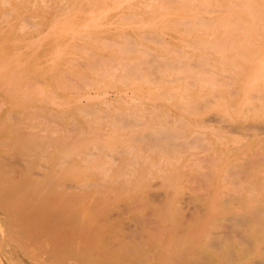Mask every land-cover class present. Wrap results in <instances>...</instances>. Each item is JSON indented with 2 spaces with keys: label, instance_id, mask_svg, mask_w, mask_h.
<instances>
[{
  "label": "bare ground",
  "instance_id": "bare-ground-1",
  "mask_svg": "<svg viewBox=\"0 0 264 264\" xmlns=\"http://www.w3.org/2000/svg\"><path fill=\"white\" fill-rule=\"evenodd\" d=\"M10 1H16V2H19L21 4H26V5H28V7L30 6L32 8L37 7V6H39L40 8H49V7H55L56 5L57 6H65V5L66 6H73L75 4H79V5L80 4H82V5H93L95 7H98L99 9H103L104 11H105V9H112V8L113 9L114 8H117L118 9L120 7H132V6H135L136 7L137 6V7L141 8L140 10H142V8L145 9L144 11L146 13L144 14V12H143V16L146 15V14L149 15L147 12L151 9V10H153V13H156V10L165 12V14H162L161 15L162 16V19H164V20H169L170 18H173V19H176L178 21H182V24H184V23L185 24L195 23V25L198 22L199 23H202L203 22L204 24L202 23V25H204V26H202L199 23L198 24L201 25L202 27L206 28V31H207V29L209 30V28L211 29V27H212V29H216V33H217L219 31V30H217L218 29L217 26H222V25L225 24L226 26L228 25V27H226L225 30L223 29V31L226 32L228 29H230V27L232 29L235 28L234 31H236V32H230L232 34H229L228 31H231L232 30V29H230V30L227 31V34L234 35L233 33H236L237 34L236 37L240 35V32H242L241 34H245L244 32H246V31L242 28V25H239V26L244 31H241V30L237 31L238 29H241V28L239 26L237 27V25H235V24H239V23H242V24H245V25L246 24H249L250 27L253 28V30H254V27H255V30L256 31L255 30L254 31L251 30L252 28H250V27L249 28L246 27L247 28L246 30L249 29L248 30L249 32H246L245 35L247 37H250L251 35H254L255 34L254 35V37H255L258 34L259 36L256 37V42H258L257 41L258 37L261 38L260 36H263L262 39H264V0H0V7H3L5 5H7ZM78 7H80V6H78ZM13 9L15 11V8H13ZM60 10H62V9H60ZM92 11H94V8L92 9ZM92 11H90V12H92ZM17 12H19V10H17ZM63 12H64V10H63ZM71 12L72 11L70 10L69 13H71ZM88 12L85 11L86 14ZM94 12H97V11H94ZM72 13L74 14L75 11H73ZM97 13H99V12H97ZM149 13H150V11H149ZM9 15H12V14H9ZM59 15H60V13H59ZM88 15H91V14H88ZM19 16H20V14H19ZM125 16H126V14L123 15V17H125ZM130 16H132L131 17L132 18L131 20L133 21L134 14H132ZM130 16L128 15V17H126L125 19L129 18ZM135 16H136V14H135ZM141 16H142V14H141ZM141 16H140V18H141ZM85 18H87V17H85ZM102 18L103 17H101V20H102ZM117 18H118V16H117ZM137 18H136V20H137ZM143 18H146V17H143ZM153 18L154 17H152V19ZM123 19H121L119 22H121ZM155 19L157 20V18H155ZM159 19L160 18H158V20ZM1 20H0V24L1 23L3 24V22ZM84 20L87 21V19H84ZM89 20L90 19L88 17V21ZM128 20H130V18ZM146 20H147V18L145 19V21ZM148 20H149V18H148ZM156 20H155V22H158ZM3 21H5V23H6V20H3ZM65 21L63 20L61 22V23H64L62 25H65V23L66 22H69L70 20H68L66 22ZM123 21H122V23H123ZM143 21H144V19H143ZM186 21H188V22H186ZM53 22L55 23V21H53ZM57 22H60V20H57ZM140 22H141V19H140ZM148 22H151V25H153L155 23L152 20L151 21H148ZM152 22H153V24H152ZM207 22H209V23L212 22L211 25H208L209 27H207V24H208ZM70 23H72V22H69V24ZM90 23H92V22H90ZM109 23H110V21H109ZM179 23H177V24H179ZM218 23H220V24H218ZM32 24H34V23H32ZM69 24H66L68 26H66V25L65 26L66 27H69ZM155 24H158V25H161L162 24L161 26H163V20H161L160 22L155 23ZM185 24H184V26H186ZM198 24H197V26H195V25L192 24V26L198 27ZM34 25H38V24H34ZM57 25H60V23H57ZM71 25H74V24H71ZM81 25H83V24H81ZM114 25H116V24L114 23ZM114 25H110V27L111 26H114ZM132 25H135V24L132 23ZM143 25H141V26L143 27ZM233 25H234V27H232ZM55 26L56 25H54V26L51 25L52 28L55 27ZM86 26H91V25L86 24ZM99 26H101L100 28H103L104 27L103 25H99ZM137 26L140 27V24L138 23ZM164 26H166L165 29L166 28H169V27H167L168 26L167 24H165ZM215 26H216V28H213ZM194 27H190L189 28V26L187 25V27H185V28H187V29L189 28L190 29V32H191V29L194 28ZM11 28H13V27H11ZM23 28L25 30V27L24 26L22 27V29ZM56 28H58V27H56ZM148 28H147V30H148ZM154 28H156V27H154ZM154 28H153V30H154ZM161 28L158 29V30H161ZM22 29H20V30L22 31ZM49 29H50V27H49ZM67 29H68V31L71 30V31L74 32V30H72V28H70V27L67 28ZM98 29H99V27H98ZM128 29H130V27ZM149 29H151V28H149ZM196 29H199V28H196ZM55 30L56 31L57 30L59 31L60 28L55 29ZM120 30L121 29H119L118 31H120ZM139 30H141V29H139ZM200 30H198V31H200ZM2 31H3V29H2ZM52 31H54V30H52ZM61 31L62 30H60V32ZM122 31H124V29ZM202 31H204V30L202 29ZM161 32H163V31H161ZM237 32L239 33V35H238ZM61 33H63V32H61ZM67 33L68 32H66L65 34H67ZM175 33H177V32H175ZM207 33H208V31H207ZM212 33H213V31H212ZM149 34L150 35H153V36L156 35V36L152 37V39H151V37H149L150 36ZM149 34L147 32V35H145V36L143 35L144 38L146 36H148V38H150V39H148L146 37V39H147L146 42L149 41V43H150V42H152L151 40H156L157 42L159 41V42L162 43L161 46L162 45L164 46V44H166V43H164L161 40V36H160V40H159V39H157V36L159 37V35L152 34V32H149ZM220 34H222V33H220ZM44 35H46V34L43 33V36ZM55 35H58V34H55ZM68 35H71V34L68 33ZM82 35H83L82 32H80V36L81 37H85V36H82ZM160 35H161V33H160ZM162 35L164 36L165 34H162ZM211 35H212L211 36L212 38L214 36V37H217V40H219L218 39V36H215L214 33L211 34ZM225 35H226V33H225ZM225 35L222 34L221 35L222 37H220L221 38L220 40H222L223 36H225ZM229 35H226L227 37H225V38H227V39L230 38ZM43 36H42V39L43 38L46 39V36H44V37ZM48 36H51V35L49 34ZM75 36H73L72 38H74ZM78 36H79V34H78ZM88 36H90V35H87V37ZM127 36H130L131 37V35H127ZM188 36H191V35H188ZM202 36H200V37H202ZM206 36L208 37V34ZM22 37H24V36H22ZM87 37H85V38H87ZM168 37L171 39L170 36H168ZM187 37H185V38H187ZM203 37H205V34H204ZM231 37L232 38H230V39H228L226 41H228V42L231 43L230 40L234 38L232 41L235 40L234 42H236L235 36H231ZM239 37H241V38H239ZM239 37H237V38H239L238 40L241 41L243 35L242 36H239ZM245 37L243 39H245ZM254 37H253V39H254ZM47 38L49 39V37H47ZM122 38H124V37H122ZM126 38H124V39H126L125 41H127L128 43L127 42H125V43H127L128 45H123V43L121 42L122 43V45L120 44L121 46L118 44V42L116 40H115L116 42L115 41L110 42L109 41L110 39H108V41H107L106 38H105V40H103L101 38V40H103L101 42H103L104 44H106V45H103L102 49H104V51H106L105 49L107 48V46H108V48H111L112 45L115 46L117 44V45H119V49H123L122 50V53L120 55H122L125 52L126 53L125 55L128 54L127 55L128 57H130L129 54L131 52H132L131 54L135 53V49L136 48L134 49V46H133L135 44L138 47L140 46V48H142V47L147 48L146 49V52H144L145 51L144 48H143L144 50L143 49L141 50L139 48L141 51L139 49H137L136 50L137 53L139 54V52H140L139 56L142 54L141 52H144V54H146L147 51H150L151 53L149 55H151L152 52H154L155 49H157V48H155L154 51H152L147 46H142L141 47L142 44L139 42L140 44L138 45V43H136V41H135V43L133 42L134 43L133 45H129V44H132L131 43L132 41L130 42L129 40H132L133 37H132V39H130L129 37H126ZM189 38H191V37H189ZM194 38H196V36ZM206 38H204V39L207 42L208 41V38L207 39ZM212 38H210V39L216 42V38H214V39H212ZM37 39H39V38H37ZM118 39H120V38H118ZM138 39H140V38H138ZM172 39H174V38H172ZM196 39H193V40H196ZM204 39H202V40L204 41ZM248 39H247L246 42H249L250 43V41L252 39H250V40H248ZM262 39H259V40H262ZM17 40H18L19 43L21 42V41H19V39H17ZM27 40H30V39H27ZM31 40H33V39H31ZM167 40H169V39H167ZM220 40H219V42H220ZM224 40L225 39L223 38L222 41H224ZM104 41H107V42L105 43ZM165 41H166V39H165ZM183 41H184V39L182 40V42ZM1 42H3V41H1ZM10 42H12V40ZM18 42L17 41H15V42L13 41L12 43L14 45H16V44H18ZM23 42H25V41H23ZM36 42H39V44H40V41H36ZM36 42L33 43V44H36ZM109 42L111 43V45L110 44L107 45ZM254 42L255 41H253V43L250 44V45L252 46L254 44ZM12 43H10V44H12ZM29 43L32 44L31 41ZM98 43H97V45H99ZM239 43L240 42H238V44ZM33 44H32V47H34ZM39 44H38V48L37 49H39ZM66 44H68V43H66ZM189 44L190 43H188L186 47L189 46V48H190L192 46V45L190 46ZM212 44L213 45L210 44L211 45L210 47L207 46L208 45L207 43H205V45L203 44V46H205V48L207 47L206 49L202 48V50H204L203 54L206 52V50L208 48L210 50L209 51L210 53H211V51H213L212 53H214V52H217V50H220L221 49L222 52L224 51V54H226L227 52H230V51L231 52L233 51L232 54H234V51H237L238 50V49L236 50V48L238 46L237 47L235 46L236 48L233 49L234 46L231 47V45H230V47H231L232 50H229L230 49V47H229V48H227L229 51H226V48L223 49L219 45H214V43H212ZM259 44L260 43H258V45ZM14 45H12V46L14 47ZM179 45H180V43H179ZM193 45H195V42H194ZM242 45H244V43ZM254 45H257V43H255ZM169 46H170V44H169ZM169 46L167 45L166 47H169ZM197 46H200V45H197ZM197 46H192V47H194L193 49H195L197 51H198V49L201 50V48H199ZM26 47H25V49H26ZM63 47H66V46H63ZM79 47H81V46H78V48ZM82 47H81V49H82ZM115 47H118V46H115ZM166 47H165L164 50H166L168 52V49L169 48H172L173 46H170L167 49H166ZM241 47L242 46H240V48ZM247 47H249V45L246 46V48ZM252 47H249V48H252ZM256 47L258 48V46H255V48ZM261 47H260V49H261ZM83 48H84L83 49V52H86L87 50L84 51L85 50V47H83ZM131 48H132V50H131ZM214 48L217 49V50L214 51L215 50ZM257 48H256V50H257ZM93 49H96V48H93ZM124 49L127 50V51H125ZM159 49L161 50V48H159ZM182 49L185 50L184 45H183V48ZM91 50L92 49L90 48V50H88L86 53L88 55L91 54L92 56H96L94 54L95 52L91 53L93 51V50L92 51ZM169 50H172V49H169ZM177 50H179V49L175 48L172 52H176L178 54L180 53L182 55L183 50L180 49L179 52H177ZM186 50H187V48H186ZM8 51H9V49H8ZM12 51H14V50H12ZM89 51H91V52H89ZM101 51H103V50H101ZM117 51H118L117 49H116V51H115V49H113V53L114 52L116 53ZM181 51H182V53H181ZM248 51L250 52L251 50H248ZM261 51H262V49H261ZM57 52L60 55V53L63 52V51H57ZM111 52H112V50H111ZM167 52H164V53L167 54ZM249 52H247L248 54L246 53L248 55V57L247 56H244V59L246 61H247V58H249V59L251 58L252 59L251 56L249 57V55L251 53V52L250 53ZM20 53H21V51H20ZM113 53H112V55H113ZM115 53H114V56L116 57L115 60H112V58L109 59L110 57L108 58V56L103 55L104 53H102L101 55H99L100 57L99 56H96V58L98 60L97 62L91 61L90 64H88L89 62L88 63L85 62V63H86V65L88 64L90 66V67L88 66V68H93V69L90 70L92 73L95 72V70H96L95 68L96 67H99V68L101 67L100 70L97 69L96 72L98 73L99 76H101V78L104 77V79L102 81H104L105 78H108V80H109L110 77H111L112 78L111 80L113 82H115L114 81V78H116V71H118L119 68H118V65L116 66V64H114V62L116 60H118L119 63L117 61V64H119V67L123 69L122 66H124V63L125 62L127 64V60H129L128 58L126 60L122 59L125 62L121 66L120 65L121 63L120 62H122V61H120L121 60V57H118V53L119 52L116 53V54ZM156 53H157V51L155 52V54ZM200 53L202 54V51ZM236 53H238V56L237 57L235 56V58H239V56H240L239 53L240 52H236ZM58 54H55V55L58 56ZM194 54L195 53H193V55ZM215 54H218V53H215ZM215 54H214V56H215ZM18 55H21V54H17V57H18ZM55 55H52V56H55ZM66 55H68V54H66ZM157 55H158V57H161V56H159V54H157ZM157 55L156 56L154 55V56L157 57ZM161 55H163V54L161 53ZM172 55H174V54H172ZM175 55H177V54H175ZM185 55H187L185 57V58H187L186 61L189 60L188 59L189 53H186ZM185 55H183V56H185ZM193 55H192V57H193ZM241 55H244V54L241 53ZM259 55H260V53H259ZM12 56H14V55H12ZM73 56H75V55H73ZM114 56H113V59H114ZM127 56H125V57H127ZM143 56L144 55L142 54L141 57L136 56V58L138 60V59H141ZM254 56H256L255 58H257L258 57V53L255 54ZM29 57H27V58H29ZM58 57L60 59V56H58ZM76 57H78V56L76 55ZM226 57L227 56L225 55V57H223V58H226ZM228 57H227L228 60H226V61H222L221 59H219V60H221V61H218L220 63V65H222L223 67L224 66L227 67L226 64L224 65L223 63H225L227 61H230L229 64H231V66H232V63L235 61V59H234L233 55H231V57H233L232 59H234V61L232 59H229ZM259 57H261V56H259ZM14 58H15V56H14ZM31 58H32V55H31ZM211 58H212V60H209V59H206V58H203V59L209 60L210 61L209 63L206 62V61H204V62H206L208 65H210L211 61H214V63H215L214 57L212 56ZM261 58H259L260 60H258V63L255 62L256 63L255 69L253 68L252 70H243L247 65L248 66L250 65V60L249 59H248L249 61H247L248 63L245 62V65L246 66L244 64H241V65H243V67H241V65L240 66L238 65L237 67H239V68L241 67V68H240V71L237 70V69H233V70L237 71V73L235 75L233 73L234 72L233 70H232L233 72L232 71H228L231 68L229 66L230 68H228L227 71L230 72V73L231 72L233 73V74L231 73L232 74V77H230L229 75L226 76L225 75L226 74L225 73L226 71H223V69L221 68L222 71H223V75H225V77H230L231 78V80L229 81V83L227 84V86H225L226 83L224 81H221L220 82V80H219L220 77H215L217 75L223 76V75H221L222 74V71H220L221 74H219L216 71L218 68L216 67V65H214V63L212 64L213 66L212 65H210V66L212 68H215V69L209 68V66L207 65L208 67H205V68H209L210 69V70L209 69H207V70H209V73H213V74H211L212 76L210 74H207V71H204V70H202V71L205 72L207 75H209L210 76L209 78H211V79L214 78V77L217 78V79L219 78L218 80L217 79H214V80H217V81H215L216 83H221V86H219L221 88V90H218L219 87L217 88V85H215L216 87L213 85L214 84L213 83L214 81L212 82V80H210L209 78H206V79H209L210 80V81H207L203 77L206 80V82H209L208 83V86H207V83L205 84V86L207 88V91L209 90L208 88L211 85H212L211 86L212 88L215 87V88H213V90H215V91H213L212 88H211L212 92L211 93L208 92L210 94L207 95V96H205L206 93L203 94L205 91L202 90L203 87H204V85H203V87H202L201 90H202V95L205 96V97H201L200 100L197 99L198 101L196 100L195 102H193L194 99H192L189 95L186 96V97H188V98L190 97L192 100H190V98H189V100H187L185 98V96L183 97V96L180 95L182 98L185 99V100L183 99L184 102L187 100V102H185V103L188 104V101H189L190 105H188V107H190V109L192 111H190L189 108H187L188 111H190L192 114H193V112H196V114L198 113L199 115H201V114L204 115L203 117L201 115V117L198 118L197 123L195 121L196 125L193 123L194 126L193 127H192V125H190V126L193 129L195 127V130L196 131L194 132V130H193L192 133H195L194 135H196V138L198 136H200V135L202 136L201 138H203L200 141L197 139L198 140V144L197 145L202 146V147H199L198 152L195 153V154H193V156H194L193 158L196 160L195 161L196 163L195 162H192V164L193 165L195 164V166L198 165V164H201L202 165L201 166L202 168H203L204 165L205 166L207 165L208 166L207 168H209V172L207 174L208 177H205L204 173H202L203 175L200 174L201 172H199V175H198V173L196 175V179H197L196 181H198V180L200 181V179L202 180V178H203L202 182L205 180L204 181L205 182V186H204L205 189L201 186L202 189L200 190V192H202V190L204 189L205 190V192H204L205 193V196L207 198H209L210 200H213V202H211V203H213V207H210L209 214H205L206 208H205L204 212H195L194 210L186 207L185 204L187 202V198L188 197L183 196L184 194L181 195V191H182V188H183L182 187V183H183L182 180L184 178V175L181 174V172H182L181 171V168H183V169L184 168H187L188 167L187 166L188 163L186 165L185 164H182V165L175 164V161H177L176 160V155H175V152H172L171 149L173 147H171L170 144L168 145V147L167 146L163 147L164 150H162V148H160L163 151V153H162L163 155L161 157H159V159H155L154 157L152 159L151 158V155H152L151 152H153V154H154L156 152V149L155 148H157L156 146H153L154 148L151 147V145H153V143L151 145H150V143H148L149 146H146V145H142L141 143L140 144L133 143L132 142L133 140L130 141L131 139L129 141L123 140L125 142H122V141L115 142L114 140L116 139V137L115 136H114L115 138L112 137V135H110L109 132L105 129L104 131L105 132L107 131L108 133L107 132L106 133L109 136H111L110 139L111 138L114 139V140H109V138H107V136H106V133L102 132L101 129H100V127L97 128V126L100 125L101 122L98 123V124H96V123L99 121V119H100V121L103 120L101 117L99 119H96L98 121H95L96 122L95 123V125H96L95 130H97V134L94 135V132H91L94 135V138L91 139V140H88V139H86L87 138V135H83L80 132L82 130H83L82 132H85L83 128H82V130L79 129V131L78 130H75V128H73L74 131L72 130L71 133H70V131L69 132L68 131L67 132L64 131V129L62 127L63 124L61 123V121H63L62 119H64V117L63 116H59V113H56L55 110H54L55 112L52 110V112H54L55 114H58L59 117H62V119H61V118H59L58 116L55 115V117H57L58 119H61L59 121L61 123V129H63V131L61 133H57V135L60 137L59 138V141L60 142H59V147H58L59 148L58 149L59 150L58 153L60 152L59 153L60 156H58V159L57 160H58V165L60 166L59 168L62 169V170H64L65 171V174L62 173V175H61L59 173L61 175V177L58 178L59 175H58V177H56V179H60L59 180V183H57L58 182L57 180H56V182H55V180L53 182L51 180V178H48V177L45 178L43 176L44 175L43 174L44 173V171H43V167L44 166L43 165H45V163H43V162H42L43 163L42 165L40 164L42 166L41 167L42 169H40V165H39V167H37L39 171H36L35 170V173L34 172L32 173V171L30 169H32L33 166H34V165H32V160L35 159L34 156L37 159L45 158V156H44L45 155V152H44L45 149L47 148L46 151H48V149L52 146L51 143H50V139L51 138L49 136H48L49 139L46 138L47 136L44 137L45 135L43 133H45V131H50V132L53 131L52 132L53 134L54 133L56 134V132H59L58 131L59 129H57L58 128L57 125H56L57 128H55V127L52 128V126L50 125V123H48V121H51V120H49V118L46 119V122L45 123H44L45 120L42 121V122L40 121V120H43L46 117H48V116H45V115L41 116L42 115L41 113H39L41 115H38L37 114V111L40 110L41 108L38 109V110L34 108L36 110V114H34V116L38 115L39 116V119L42 118V117H43V119H40V120L39 119H36L35 120V119H31L30 118V120H35V121L39 120L41 123L47 124L46 127H45L47 130L45 129V131H44L42 129V125L43 124L38 123V124H41V129L44 132L43 131H40V128L37 129V132H38V130L41 133L43 132L42 135H44V136H40V135L38 136L37 135L38 138L37 137L30 136L29 134L34 133L36 128L33 130L32 128L29 127L30 124L27 123L28 124V127L30 129H32V131H30V129L25 125V127L28 128V130H27L28 131V134L27 135L30 136V137H28L29 140L27 138V142H24V140H23L24 139V137H23L24 135L22 136V134H20V133H22L21 131H20V133H19V131H17L15 134H17L16 136H18L20 134L21 137H23V139L19 135L17 137V140H16L15 139L16 136H14V139L16 140V142L18 140H20L19 143L17 142V145H16V142L12 141L13 138L12 139L11 138H9V139L3 138L4 141L11 139V141L15 143V144H13L11 142L13 144L12 145L13 147H15V146L16 147L17 146L21 147L22 149H18L20 151L18 153L19 154L21 153V155H23V158L25 157V159L28 162V164L29 165H32V167H28V168H30L29 171H26L25 172V170H26L25 168H24V170H22L23 169L22 167L24 166V164H22L21 162H20V164L18 163L19 166L22 168V169H20V167H18L19 170H22L23 171V172H21L23 175L21 174L20 177L19 176L17 177L15 175H13L14 173L12 174V172H9L8 175L6 174V171L3 172V174L5 173L6 175H4V177L2 176L0 178V199H2L4 196H6V198L12 197L13 199L16 200V199H19L20 196L26 195L27 193H31V194L34 193L35 195H40V194H44V193L47 194V191L49 189H51L50 188L51 184L52 183L53 184L54 183L55 184L57 183L56 184L57 185L56 187H57V190L58 191L57 190H54V193L56 191V193H58V196L56 197V195L53 194L59 200V203L56 202V201L54 202L55 204H57L56 212H55L54 208H53L54 211L52 210V208H50L51 206L54 205L53 203H52L53 205L50 203L51 202V200H50L51 198L48 199V200L46 199V203H48L47 201L50 200L49 203L51 204V205L50 204H47V205L50 206V207L47 206L48 209H46L47 208L46 206H45L46 208L44 206L41 207V204L39 202H37L36 203V206L34 208L31 206L33 208L32 209V211L34 212L33 213L30 210V207L28 206L29 207L28 208L26 206L27 207L26 208L27 209V215L31 211L35 215H33L32 213H30V217H32V216L35 217L36 216L38 219H41L42 223H45L46 224L45 227H49V228L51 227L53 230H51L49 228H47V229H49L51 232H54V231L57 232L56 236L58 235V237H56V239H55V237L49 236L50 233L45 229L49 233V235L46 233L47 236H48V238L49 237L50 238H54L55 241L58 239L56 242L59 243V247L56 248L55 246H51L50 245L51 248L53 247L54 249L56 248L58 250V252L56 251L57 253L55 252L58 255H54L55 257L57 256V258L54 259V257L52 256L53 257L52 259H54V260H51V262L54 261L53 262L54 264H264V58L263 59H261ZM79 59H82V58H79ZM133 59L131 58V60H129V62L131 61L130 65H126L125 64L124 69H126L127 66H129L130 68H132L131 66H133V65H131V64H134L132 62H135V65H137L136 62H141L143 58L141 60H138V61L137 60L135 61V58H133ZM240 59H242V57ZM244 59L242 61H245ZM1 60L2 59H0V61ZM161 60H162V58H161ZM174 60H172V62H174ZM10 61H9V63H6V65L7 64L10 65L11 64ZM79 61H81V60H79ZM165 61L167 62V60H165ZM170 61H171V59H170ZM181 61H183V60H181ZM3 62H4V59H3ZM16 62H17V60H16ZM20 62L21 61H19L17 63L14 62V64H16V68L18 67V64ZM37 62H38V60H37ZM53 62H54V59H53ZM221 62H223V63H221ZM240 62H238V60H237V63H240ZM24 63H26V62L24 61ZM82 63H84V62H82ZM177 63H179V62H177ZM197 63H199V62L197 61ZM202 63L201 64H197V66L198 65H201L200 68L198 67L199 69H201L202 66L204 67V64L202 65ZM241 63H243V62H241ZM21 64H22V62L19 64V66ZM23 64H22V66H24ZM92 64H93V66L95 65L96 67L95 66L93 67ZM151 64L152 63L150 62L149 65H151ZM174 64L176 65V63H173V65ZM181 64L182 65L183 64L185 65V63H183V62ZM4 65H5V62H4ZM4 65L3 64L1 65V62H0V67H2ZM37 65H36V69L38 68ZM139 65L141 66L140 63H139ZM139 65H137V68H139ZM154 65H156V64L154 63L152 65V67H154ZM27 66H29V65H27ZM38 66H40V65H38ZM79 66L80 65H78V67ZM162 66H159V67H162ZM177 66H179V65H177ZM186 66H188L187 68L189 69V70H187V72L189 71L192 74L195 73V72H197V71H199V69L196 68V66H193V65L191 66V65L188 64V65H185V67L184 66L183 67L185 69H187ZM250 66H252V65H250ZM33 67H35V66H33ZM129 67H127V69L128 70H131V69H129ZM234 67L236 68V64H234ZM4 68H5V70H4ZM4 68H3L4 72H7L8 71L7 73H9L10 71H12V70H9V69L6 70V66ZM7 68H9V67H7ZM54 68L56 69L57 67H54ZM85 68H87V67H84V72H86L85 71L86 70ZM141 68H144V67L142 66V67L139 68L140 71H143V69H141ZM172 68H175V67H172ZM190 68H191V71H190ZM13 69H14V67H13ZM55 69H53V70H55ZM124 69H123V72H124ZM148 69H150V68H148ZM1 70L2 69L0 68V72H1L0 75L2 74L1 76H4V74L2 73L3 70L2 71ZM15 70H17L18 73H19L18 75H20L19 70L18 69H15ZM26 70H27V68H26ZM37 70H35V71H37ZM40 70H42V67H41ZM87 70H89V69H87ZM150 70H152V69H150ZM193 70H195V71H193ZM212 70H215L214 71L215 74H214V72ZM31 71L32 70H30V72ZM39 71H37V72H39ZM132 71L133 70H131V72H130L131 74L130 73L128 74V78L124 77L125 78L124 79L123 78V75L120 77V78H123V81H125L123 85H125L126 82H128L129 80H131L133 78L130 75L133 76V74H138V72H139V74H142L143 73V72H140L138 70H137L138 72H136V73L135 72L132 73ZM202 71L200 70L199 73H201ZM32 72H34V71H32ZM37 72H34V73H36V75H37ZM148 72H150V71H148ZM189 72L186 73V70H184V73L185 74L192 75ZM10 73L12 74V72H10ZM41 73H39V74L41 75ZM92 73H89V74H92ZM21 74H23V73L21 72ZM26 74L28 76H30L28 73H26ZM26 74L24 72V75H26ZM206 74L204 76H206ZM15 75L17 77L16 72H15ZM15 75H13V76H15ZM44 75H41V76H44ZM124 75L126 76V74H124ZM178 75L179 74H176L175 76H177V78H178L179 77ZM213 75H215V76L213 77ZM244 75H245V79H242V77L244 78ZM21 76H23V75H21ZM39 76H37V78H39ZM52 76L54 77V79H56L55 78V73ZM144 76L145 75H143V78L142 79H141L142 76H140V75L138 77L137 76H134V77H137V79L140 78V80L138 79L137 81H141L142 80L141 82H143V79H145ZM6 77L4 79H6ZM10 77H11V75L8 77V79H10ZM31 77H33V76H30V78ZM67 77H68V75H67ZM154 77H156V76L154 75ZM172 77H174V76H172ZM23 78L26 79L27 77H23ZM62 78H63V76H62ZM62 78H60V79H62ZM97 78H99V77L97 76ZM120 78H118V79L120 80ZM177 78H176V80L180 79V77L178 79ZM191 78H193V77H191ZM195 78H200V76H195ZM195 78H194V80H191V81H195V82H191V81L187 80L188 81L187 82L188 84L185 83V87L187 88L188 86H190V84H192L194 86V83H196L198 85L199 84L198 82H201L202 84L205 83V80L202 77L200 78L201 81L200 80H195ZM223 78H224V76H223ZM2 79H3V77H2ZM11 79H13V78H11ZM31 79L32 80H35L34 78H31ZM39 79H38V81H39ZM82 79H84V78H82ZM85 79L87 80V77H85ZM174 79H172L171 81H173ZM28 80L29 79H26L25 80V82H24V83H26L25 85L28 84L27 83ZM67 80H68V78H67ZM86 80H85L86 83L93 84V82H94V81H92L93 79L92 80L90 79L91 82H87ZM90 80H88V81H90ZM95 80L96 81L94 82V84L97 85V86L98 85L100 86V84L102 83V81L99 80L97 82V79H95ZM116 80H117V78H116ZM146 80H144V81H146ZM155 80H156V78H155ZM223 80H225V79H223ZM15 81H16V79H15ZM30 81H29V83H30ZM120 81H122V79ZM183 81H184V79H183ZM196 81H198V82H196ZM225 81H227V79ZM1 82H4V86H5V82L6 81L3 80ZM1 82H0V86H1ZM7 82H9V80H7ZM35 82L38 83L36 80L34 81V83ZM133 82H134V80H133ZM133 82H132V84L135 83V82L134 83ZM146 82L148 83V81H146ZM184 82H186V80ZM189 82H191V83H189ZM210 82L213 83V84H210ZM223 82L225 83L224 86L222 85ZM14 83H15L14 86H16V82H14ZM43 83L46 84L45 82H43ZM68 83H70V82H68ZM118 83H119V81H118ZM121 83L122 82H120V84ZM176 83L178 84V82H176ZM180 83H182V82H180ZM21 84H22V82H21ZM103 84H104V87L107 86L106 85L107 83H103ZM202 84H199V85L202 86ZM33 85H31V86H33ZM70 85H72V84L70 83ZM116 85H117V83H116ZM181 85H179V86H181ZM29 86H25L24 89L25 88L26 89H29ZM111 86H112V84H111ZM222 86L225 87L226 89L225 90L224 89L222 90ZM9 87H11V86H9ZM96 87H95V90H98L99 88L96 89ZM112 87H114V86H112ZM0 88H2V87H0ZM14 88H11V89L14 90L15 96L18 98V96H17L18 94H16V91H15ZM19 88L22 89V87H19ZM42 88L43 87H41L40 89L43 90ZM101 88L102 87L100 86V89ZM139 88L141 89V87H139ZM186 88L184 89V91L186 90ZM196 88L198 89V87H196ZM216 88H217V90H216ZM30 89H33V88H30ZM30 89L28 90L29 91L28 93L26 92L27 90L25 91L26 92V95L29 94V93H32V92H30ZM75 89L77 90L78 88H75ZM181 90L182 89H179V91H181ZM37 91L38 90H36L35 92H37ZM151 91H154V89L151 90ZM151 91L149 90V92H151ZM2 92H3V90H2ZM5 92H6V90H5ZM199 92H200V90H199ZM40 93L41 92H39L38 94L40 95ZM54 93H51V94L54 95ZM177 93H178V91H177ZM181 93H183V91H181ZM197 94H199V93L197 92ZM13 95H12V98L15 97ZM21 95L22 96H25L23 94H21ZM41 95H45V94H41ZM156 95H157V93H156ZM125 96H127V95H125ZM133 96H134V94H133ZM158 96H161V95H158ZM55 98H57V97H55ZM79 98H81V97H79ZM139 98H138V100H139ZM141 98H143V97H141ZM198 98H199V96H198ZM48 99H49V97H48ZM62 99L60 98V101H62ZM89 99H93V98L89 97ZM89 99H87V100H89ZM99 99H101V98H99ZM114 99H115V97H114ZM159 99H161V98H159ZM4 100H3V102H5ZM67 100H68V98H67ZM108 100H109V98H108ZM138 100H135L134 99L133 101H136V104H138L137 103ZM23 101H24V99H23ZM124 101L126 102L127 100H124ZM140 101H142V99H140ZM3 102L2 103L0 102V105L3 104ZM54 102H56V100ZM109 103L112 104V103H114V101L112 100V103H111V101L108 102V106H109ZM154 103L156 104V102H154ZM9 104L10 103H8V105ZM16 104H17V101H16ZM49 104H50V102H49ZM65 104H63V105L65 106ZM105 104H107V103L105 102ZM119 104H121V102ZM129 104L130 103L128 102V105ZM136 104H135V108L137 106ZM187 104L184 105V106H187ZM3 106H5V104ZM15 107H16V105H15ZM24 107H25V105H24ZM0 108H1V106H0ZM32 108L33 107H31L30 109L32 110L31 112L33 113L35 110H33ZM44 108H42V109L44 110ZM57 108H59V107H57ZM87 108H88V110L90 109L89 107H87ZM118 108H120V106ZM42 109H41V111H42ZM109 109L107 110L105 108V112L106 113L104 112V110L101 111L102 109L101 110L98 109L99 111L97 110L96 112H99V113L102 112L103 114H106V115H103V117H104V116H107V114L109 115V113H110V112L108 113ZM154 109L155 108H153V110ZM29 110L26 111V116L27 117H28L27 113L28 114L31 113V112H28ZM88 110L86 109V112ZM128 110H129V108H128ZM128 110H126V111L128 112ZM141 110H139L138 112H140ZM155 110H157V109H155ZM64 111L65 110L63 108L62 112H64ZM78 111L79 112H84L81 109L78 110ZM90 111H91V109L88 111V113H90ZM134 111H135V109L133 108L132 109V112H134ZM67 112H69V111H67ZM93 112H95V111H93ZM112 112H114V111H112ZM121 112L119 113V115H120V117H123V116L125 117V118L123 117L124 118V122L127 121V123H129L130 120H132L133 123L136 122V120H137L136 117H135L136 118L135 121L133 119H130L129 120V118L126 117L127 115L125 113L124 114L126 116L123 113H122L123 116H121ZM24 113H21V114H23L25 116ZM42 113L43 114H46L44 111ZM54 113H50V114H54ZM140 113H142V112H140ZM31 114H29V116ZM63 114H66V112H64ZM110 114H112V113H110ZM135 114L136 113L134 112L133 116ZM149 114H151V113H149ZM153 114H154V111H153L152 115ZM185 114H187V113L185 112ZM192 114H190V115H192ZM12 115H14V114H12ZM61 115H62V113H61ZM66 115H65V118L68 117ZM32 116H33V114H32ZM44 116H45V118H44ZM75 116H77V115H75ZM89 116H91V115H89ZM109 116H107V117H109ZM136 116H137V114H136ZM153 116H149V117H153ZM196 116H198V115H196ZM10 117L13 118V121L15 120L14 118H17L16 120L18 122L16 121V123L18 125V123H19L18 117H16V116L13 117V116L9 115L8 121L10 119L12 121V118H10ZM110 117H112V116H110ZM140 117H142V116H140ZM144 117L145 116L142 117V120H144ZM154 117H157V116H154ZM181 117L182 116L179 117L180 120H182ZM52 118L54 119V116ZM71 118H70V120H71ZM104 118H106V117H104ZM109 118L107 119L108 121H109ZM28 119H29V117H28ZM73 119L75 120L74 117H73ZM113 119H116L117 120L119 118H117V116H116V118H113ZM127 119L129 120V122H128ZM74 120H71V121L74 122ZM88 120H89V118H88ZM92 120H95V119H92ZM121 120H120V122H121ZM183 120H186V119H184V117H183ZM11 121H9L8 123H10ZM59 121L57 120L56 122H54V121L53 122L57 124V123H59ZM12 122H11L10 125H12ZM30 122H33V121H30ZM122 122H123V120H122ZM137 122H140L139 124L141 126H142V124H144L143 122H141L139 120ZM146 122H147V119H146ZM75 123H77V122H75ZM89 123L91 124V126L90 125H88V126L92 127L93 126L92 125V122H89ZM123 123L121 124L122 126H124ZM130 123L128 124L130 127L131 126L138 127L136 123H135L136 126L134 124H130ZM188 123H190V122H188ZM14 124H15V122H13V125ZM64 124L66 125V123H64ZM111 124H113V125H111L112 127L114 126L113 129L115 128V130H116V128L118 127V125L120 123L118 125H116V127H115V124H114L113 121H112ZM7 125H9V124H7ZM4 126H6L5 125V122H4ZM4 126H3V129H6V128H4ZM21 126H20V128H23ZM100 126H102V124ZM73 127H74V125H73ZM11 128L12 127H10V126H9V128H7V130L9 131V134H10L9 136L10 137H12V133L9 130ZM15 128H17V127L15 126ZM15 128H14V130H15ZM64 128L67 129L68 127L65 126ZM1 129H2V127H1ZM110 129H111V127H110ZM102 130H103V128H102ZM115 130H114V132H115ZM29 131L31 133H29ZM116 131H118V129ZM12 132H13V129H12ZM40 132H38V133H40ZM156 132L158 133V131H156ZM52 133H50V136L51 137L53 136ZM135 133H136V131H135ZM89 134H90V132H89ZM84 136H86V137H84ZM122 136L123 135L121 134V135H119L117 137H122ZM31 137L32 138H37V139H34V141H31L32 140ZM140 137H142V135ZM172 137L170 136V139ZM18 138H20V139H18ZM53 138L54 139H57L54 136H53ZM21 139L23 140L24 143L23 142L21 143ZM144 139H145V137L143 138V140ZM194 140H196V139H194ZM25 141H26V139H25ZM3 143H6V141L3 142ZM56 143H58V142H56ZM0 144L2 145L1 140H0ZM19 144H21V146ZM47 144L49 146L50 145L51 146L49 147V146H47ZM5 146H3V147H5ZM217 146L219 147L218 149H216ZM8 147H9V145H7V148ZM16 147H15V150H16ZM165 148H167V149H165ZM168 149H170L171 151L170 150L168 151ZM21 150H23V151H21ZM201 151H202V153L204 151L205 153H203V154L204 155H208V156H204L203 154L201 156V154H199V152H201ZM7 152L8 151H6V153ZM6 153L5 154L3 153L4 156H2V154L0 156L2 158H5V160L7 159L6 162H7L8 166L9 165H12V164L14 165V163L12 162L13 160H10V161L8 160V157L10 155L8 154L9 155L8 156ZM19 154H17V155H19ZM169 154L170 155L171 154H174L175 156L171 159V158H169V156H170ZM5 155H7V157ZM17 155H15V157ZM19 157L21 158L22 156L19 155ZM2 158H0V161H3V160H1ZM169 159H171L170 162H169ZM9 162L10 163L12 162V164H10ZM202 163H204V164H202ZM18 164H15V168H16V165H18ZM21 164H22V166H21ZM47 164L48 163H46V165ZM35 165H37V163ZM49 165H51V163ZM54 166H53V169H55ZM205 166H204V168H205ZM0 167H2V166L0 165ZM47 167L46 168L44 167V170L46 169L45 175L47 174V170H48ZM28 168H27V170H28ZM50 168H52V167L50 166ZM2 169H3V167H2ZM13 169H14V167H13ZM34 169L35 168H33V170ZM11 170H12V168H11ZM41 170L43 171L42 174H41ZM55 171H56V169H55ZM17 172H18V170H17ZM192 178H193V176L191 177V179ZM194 184H196V183H193L192 185H194ZM192 185H191V187H192ZM198 185H199V183H198ZM183 186H185V185H183ZM186 187H187V185H186ZM197 187L195 186V188H197ZM189 189H191V188H189ZM48 193H50V192H48ZM46 194H44V195H46ZM197 194H199V193H197ZM202 195H203V192H202ZM41 196H42V199L43 198L45 199V197H46V196L43 197V195H41ZM46 198H48V197H46ZM43 200H40V201H41V203L44 204L45 200H44V202H42ZM152 200H155L156 201V205L152 207L153 212H154L152 214V217L153 218L152 219H147L148 216L151 215L149 213L151 207L149 209V206H150ZM16 203H17V201H16ZM27 204H29V203H27ZM33 204L34 203L32 202V205ZM9 205H10V203H9ZM196 205H198V203ZM14 206L17 207V205H14ZM19 206L21 207L20 204H19ZM22 206H23V204H22ZM144 207H145V209H147V212H148V213H145L146 216L140 217L138 215L139 217L136 216L137 217L136 219H138V220L136 221L134 219V221H136V222H138V221L141 222V220H142L141 225H143L144 227L142 228L141 231H140V229L138 231V230H133L132 228H131V231H130V227H132V225H133V224L131 225V222L130 221H126V223L123 224V226L120 227V228H113L112 227L114 221L117 220V218L123 217L124 215L132 216L133 214H130V212H133L134 210L138 211V210H140L141 208H144ZM18 209L16 208V213H18ZM20 209L19 210L22 212V209H24V208L21 207ZM20 211H19V213H20ZM192 211H194V212H192ZM128 212H129V214H125V213H128ZM39 213H42V214H39ZM17 215H21V214H17ZM0 218H1L0 219L1 221L4 219L2 215L0 216ZM20 218L23 219V217H21V216H20ZM133 218H135V217H133ZM143 218H146V219L144 220ZM18 219H16V220L15 219H12L13 221L15 220L13 222L14 225L15 224L18 225L20 223L23 224L21 222V220L20 219L18 220ZM28 219H29V216H26V219H24V221L25 220H27V221L32 220L31 218H30V220H28ZM33 220H35V218ZM18 221L20 223H17ZM41 221H40V223H41ZM3 222H1L2 224L0 223V264H22L17 259V257L15 255V253L13 252V250L9 247V242H7L8 238L6 240V238L4 236V234L6 235V233H5L6 231L3 230L2 226L7 225V224H6V222H5V224ZM36 222L38 223L39 221H36ZM27 223H29V222H27ZM31 223L34 226L39 225L37 227H40L41 226L39 223L38 224L36 223L37 225L34 224L35 222L34 223L31 222ZM32 224H30V225L32 226ZM13 227H16V226H13ZM37 227H35L36 230L37 229L39 230V228H37ZM4 228H5V226H4ZM6 228L8 229V227H6ZM35 228H33L34 229L33 230L32 227H31V232H32V230L35 232L36 231ZM40 228H42V227H40ZM24 229H26V233L29 235V233H30L29 232L30 231L29 230L30 227H28V230L29 231L25 227H24ZM24 229H23V231H25ZM14 230H16V229L14 228ZM38 230L35 233H38L39 232ZM18 231H20V230H18ZM23 231H20L19 233L22 234L21 232H23ZM56 232H54V233H56ZM26 233H24V235ZM10 234L11 233H9V235ZM51 234L54 235L53 233H51ZM18 235H16V236L18 237ZM28 235H25L24 236L27 240L24 239V237H23V240L24 241L31 242V241L28 240L29 238H27ZM32 235H33V233H32ZM19 236L21 238V235H19ZM40 236H39V238H40ZM47 236L45 235V238L46 239H47ZM6 237H10L9 239H11V238L13 239V237H11V236H7L6 235ZM29 237H31V236L29 235ZM32 239H34V238H32ZM40 239L43 242V239L42 238H40ZM40 239H38V241ZM51 240H50V243L52 244L53 243V240L52 241ZM8 241H10V240H8ZM24 241H23V243H24ZM41 241L37 242V240H36L35 242H37V243L34 244V245L32 244L34 246V249H36L35 248V245H37V244L38 245L40 244L42 246L43 243L41 244ZM28 242H25V243H28ZM32 242H34V241H32ZM10 243H12V241H10ZM14 245H16V244H14ZM25 245H27V244H25ZM28 245H29V243H28ZM44 245H45V243H44ZM30 246H31V243H30ZM41 246H40V248H41ZM57 246H58V244H57ZM15 247H16V249L18 251H21L18 248V245H16ZM36 247H38V246H36ZM29 248L30 247H27V249H29ZM43 250L44 251L47 250V247H46V249H43ZM43 250L40 249V250H38V252L43 251ZM48 250L51 251V249H48ZM18 251H17V253H18ZM27 251H30V249L27 250ZM47 251H45V252H47ZM21 252H23V251H21ZM38 252L36 250V253H38ZM51 252H53V251H51ZM34 253H35V251L33 252V254ZM48 254L51 255L50 252H48ZM18 255H19V253H18ZM41 255H43V254L41 253ZM21 256H22V254H21ZM33 257H35V254H34ZM41 257H43V256H41ZM43 258H45V257H43ZM24 260H25V263H26V259H24ZM28 260H30V259H28ZM45 261L46 262H44V264L48 262L47 259ZM28 263L31 264L30 261ZM53 263H51V264H53ZM47 264H49V263H47Z\"/></svg>",
  "mask_w": 264,
  "mask_h": 264
},
{
  "label": "rangeland",
  "instance_id": "rangeland-1",
  "mask_svg": "<svg viewBox=\"0 0 264 264\" xmlns=\"http://www.w3.org/2000/svg\"><path fill=\"white\" fill-rule=\"evenodd\" d=\"M57 6V5H56ZM49 7V8H40L39 6H37V7H34V8H32V7H28V5H26V4H21V3H19V2H16V1H10L7 5H5V6H3V7H0V20L3 22V24L0 26V59H2L0 62H1V65L3 64L4 65V62H5V65L4 66H2V67H0L2 70H3V68L6 66V70H12V71H10V72H12V74L9 72V73H7V72H4V70H5V68H4V70L2 71V73L4 74V76H1L0 75V82L1 81H3V80H5L6 82H5V86H4V82H1V86L0 87H2V88H0V102L2 103L3 102V100L5 101V102H3V104H1L0 106H1V108H0V140H1V142H2V145L3 146H5L6 144L7 145H9V147L7 148V145L5 146V147H3L1 144H0V155L2 154V156H4V154L6 153V151H8L6 154L9 156L8 157V160L10 161V160H13L12 162L14 163V165L12 164V162L10 163V164H12V165H9L8 166V164H7V159L5 160V158H2L1 156H0V158H2L1 160H3V161H0V165L3 167V169H2V167H0V170L2 171H0V178L3 176L4 177V175H8L9 174V172H12V174L13 175H15V176H19L20 177V175L22 174L21 172H23L22 170H24V168L26 169L25 170V172L26 171H29V169L30 168H28V167H32V165H34L33 166V168H35L34 170H33V168L32 169H30L31 171H32V173L34 172L35 173V170L36 171H39L38 170V168L37 167H39V165L41 164H43V163H45V165H43L45 168L47 167V174L45 175V173H46V169L44 170V167H43V171H44V177L45 178H51V180L54 182V180H55V182H56V180L58 181L57 183H59V180L60 179H56V177H58V175H59V177L58 178H60L61 177V175H62V173L63 174H65V171L64 170H62V169H60L59 167V165H58V156H60V152L58 153V147H59V136L57 135V133H61L62 131H63V129H64V131H70V133H71V131L73 130L74 131V129L73 128H75V130H78L79 131V129H81L82 130V128L84 129V131L85 132H82V131H80L83 135H87V138L86 139H88V140H91V139H93L94 138V135H96L97 134V130H95V127H96V125H95V121H98V120H96V119H99L100 117L103 119V120H101L100 121V119H99V121L96 123V124H98V123H100L101 122V124H102V126H100V125H98L97 126V128H99L100 127V129H101V131L102 132H104V133H106L107 131L109 132V134L110 135H112V137H116V139L114 140V139H110V137L111 136H109L107 133H106V136H107V138H109V140H114L115 142H117V141H122V142H125V141H129L130 139V141H132L133 143H136V144H142V145H146V146H149L148 145V143H150V145L153 143V145H151V147H153V146H156L157 148H155L156 149V152L153 154V152H151V158L153 159V157L155 158V159H159V157H161L163 154V151L162 150H164L163 149V147H165V146H167L168 147V145L170 144V146L171 147H173L171 150H172V152H175V155H176V160L178 161H175V164H179V165H182V164H187L188 163V167L187 168H181V174H183L184 175V178H183V183H182V191H181V195H183V196H186V197H188L187 198V202H186V207H188V208H190V209H192V210H194L195 212H204V210H205V208H206V211H205V214H209V210H210V207H213V203H211V202H213V200H210L209 198H207L206 196H205V188H204V186H205V180L202 182V180H203V178H202V180L200 179V181L198 182V181H196L197 179H196V175H197V173H198V175H199V172H201L200 174H202V173H204V175H205V177H208V172H209V168H207L208 166L206 165H204L205 166V168H204V166H203V168L201 167L202 165L201 164H198V165H196L195 166V164L193 165L192 164V162H195L196 160L193 158L194 156H193V154H195V153H197L198 152V150H199V147H202V146H199V145H197L198 144V140L200 141V140H202L203 138H201L202 136L200 135V136H198L197 138H196V135H194L195 133H192L193 132V130H194V132L196 131L195 130V127H194V129L192 128L193 126H194V124L196 125V123H197V120H198V118L199 117H201V115H199L198 113L196 114V112H193V114L190 112V111H192L191 109H190V107H188V105H190V103H189V101H188V104L187 103H185V102H187V100H189V98L191 97L192 99H194L193 100V102H195L197 99L198 100H200L201 99V97H205V96H207V95H209L211 92H212V90H213V88H215L216 86L215 85H217V88L219 87V86H221V83H216L215 81H217L218 79L217 78H215V77H220V82L221 81H224L225 83H226V85H225V83L223 82V86L225 85V86H227V84L229 83V81L231 80V78L230 77H232V74L234 73V75L237 73V71H235V70H233V69H237V70H239L240 71V68L241 67H243V65H241V64H244L245 65V62H247V61H249L250 60V65H252V66H246L243 70H252L253 68L255 69V66H256V63H258V60H260L259 58H261V59H263L264 57V39H262L263 38V36H260L261 38H259L258 37V39H257V41L258 42H256V37L257 36H259L258 34L254 37V35H249L250 37H247L245 34H246V32H249L248 30H246L247 28H249L250 27V25L249 24H242V23H239V24H235V25H237V27L239 26V25H242V28L246 31V32H244L245 34H241L242 32H240V35H239V33H238V35L239 36H242L243 35V37H242V40L241 41H239L238 39L239 38H241V37H239V36H237V37H239V38H237L236 37V33H233L234 35H229V34H232V33H230V32H236V31H234V29H232L231 27H230V29H232L231 31H228V30H230V29H226L227 31H228V33L229 34H227V31L225 32V31H223V29L225 30V28L226 27H228V25L226 26L225 24L224 25H222V26H217V30H219L217 33H216V29H212V27H211V29L209 28V30L207 29V31H208V33H207V31H206V28H204V27H202V26H204V25H202V23H199V24H201V25H199L198 23V27H194V26H192V24L193 25H195V23H192V24H185L186 26H184V24H182V21H178V20H176V19H173V18H170L169 20H164V19H162V14H165V12H162V11H159V10H156V13H153V10H149L150 11V13H149V11L147 12L149 15H144L143 16V12H144V14L146 13L144 10L145 9H143L142 8V10H140L141 8H139V7H135V6H132V7H120V8H112V9H105V11L103 10V9H99L98 7H95V6H93V5H82V4H75V5H73V6H57V7ZM78 6H80V7H78ZM78 9H77V8ZM13 8H15V11H14V9ZM57 8V9H56ZM65 8V9H64ZM94 8V11H97V12H99V13H97V12H94V11H92V9ZM60 9H62V10H60ZM74 9V10H73ZM80 9V10H79ZM99 9V10H98ZM17 10H19V12H17ZM63 10H64V12H63ZM75 11V15L71 12V13H69V11ZM82 10V11H81ZM103 10V11H102ZM112 10V11H111ZM47 11V12H46ZM85 11L86 12H90V11H92V12H88L87 14L85 13ZM102 13H101V12ZM110 11V12H109ZM152 11V12H151ZM63 12V13H62ZM155 12V11H154ZM158 12V13H157ZM59 13H60V15H59ZM82 13V14H81ZM85 15H84V14ZM108 13V14H107ZM6 14V15H5ZM9 14H12V15H9ZM19 14H20V16H19ZM74 17H72L71 15ZM88 14H91V15H88ZM103 14V15H102ZM121 14V15H120ZM124 14H126V16L125 17H123V15ZM132 14H134V18H133V21L131 20L132 18V16H130V15H132ZM135 14H136V16L138 17H136L135 16ZM141 14H142V16H141ZM4 15V16H3ZM25 15V16H24ZM59 15V16H58ZM102 15V16H101ZM128 15L130 16L129 18H130V20H128L129 18H127V19H125L126 17H128ZM56 16V17H55ZM69 16V17H68ZM99 16V17H98ZM117 16H118V18H117ZM140 16H141V18H140ZM58 17V18H57ZM85 17H87V18H85ZM88 17H89V21H88ZM101 17H103L102 18V20H101ZM124 19H123V18ZM143 17H146L147 18V20L145 21V19L146 18H143ZM152 17H154L153 19H152ZM34 18V19H33ZM36 18V19H35ZM57 18V19H56ZM76 18V19H75ZM79 18V19H78ZM96 18V19H95ZM136 18H137V20H136ZM144 19V21H143V19ZM148 18H149V20H148ZM155 18H157V20L155 19ZM158 18H160L161 20H163V26L165 25V24H167L168 26L167 27H169V28H166L165 29V27L166 26H161V25H158V24H155V23H158V22H160L161 20L159 19L158 20ZM70 20L69 22H72V23H70L69 24V22H66V21H68V20ZM84 19H87V21L86 20H83ZM94 19V20H93ZM121 19H123L122 21H123V23H122V21L121 22H119ZM140 19H141V22L144 24H142L141 22H140ZM156 21H158V22H155V20ZM3 20H6V23H5V21H3ZM29 20V21H28ZM57 20H60V22H57ZM65 21L66 23H65V25L66 24H69V27L70 28H72V30H74V32L73 31H71V30H69L68 31V29L67 28H69V27H66V26H68V25H62V24H64V23H61L62 21ZM154 21L155 23L153 24V22H152V24L153 25H151V22H148V21ZM23 21V22H22ZM53 21H55V23L53 22ZM77 21V22H76ZM99 21V22H98ZM101 21V22H100ZM109 21H110V23H109ZM138 21V22H137ZM166 21V22H165ZM176 23H175V22ZM90 22H92V23H90ZM173 22V23H172ZM181 24H180V23ZM185 22V21H184ZM186 22H188V21H186ZM9 23V24H8ZM32 23H34V24H38V25H34V24H32ZM54 23V24H53ZM57 23H60V25H57ZM88 24V25H91V26H86V24ZM114 23L116 24V25H114ZM132 23L133 24H137L138 25V23L140 24V27L139 26H135V25H132ZM146 23V24H145ZM162 23V22H161ZM165 23V24H164ZM177 23H179V24H177ZM190 23V22H189ZM208 24H207V27H209L208 25H211V23L212 22H207ZM32 24V25H31ZM41 24V25H40ZM71 24H74V25H71ZM81 24H83V25H81ZM85 24V25H84ZM107 26H106V25ZM114 25V26H111L110 27V25ZM118 24V25H117ZM148 24V25H147ZM172 24V25H171ZM197 24L195 25V26H197ZM204 24V23H203ZM217 24V23H216ZM218 24H220V23H218ZM21 25V26H20ZM51 25H56L55 27H51ZM81 25V26H80ZM99 25H103L104 27L103 28H100L101 26H99ZM124 25V26H123ZM141 25H143V27L141 26ZM156 25V26H155ZM187 25L189 26V28L190 27H194V28H192L191 29V32H190V29L188 28H185V27H187ZM214 25V24H213ZM232 25V24H231ZM25 27V30H24V28L22 29V27ZM76 26V27H75ZM78 26V27H77ZM106 26V27H105ZM159 28H158V27ZM182 26V27H181ZM253 26V25H252ZM11 27H13V28H11ZM49 27H50V29H49ZM56 27H58V28H60V30H62L61 32H63V33H61L60 32V30L58 31H56L55 29H58V28H56ZM83 27V28H82ZM98 27H99V29H98ZM121 29L120 31H118L119 29ZM130 27V29H128ZM135 27V28H134ZM151 28V29H149V28ZM154 27H156V28H154V30L156 31H154L153 30V28ZM162 27V28H161ZM171 27V28H170ZM206 27V26H205ZM232 27H234V25L232 26ZM240 27V26H239ZM247 27V28H246ZM254 27V26H253ZM124 29V31H122L123 29ZM137 28V29H136ZM147 28H148V30H147ZM161 28V30H158V29H160ZM177 28V29H176ZM196 28H199V29H196ZM213 28H216V26L215 27H213ZM220 28V29H219ZM241 28V27H240ZM242 28L241 29H238L237 31H239V30H241V31H244V30H242ZM250 28H252V27H250ZM2 29H3V31H2ZM20 29H22V31L20 30ZM31 29V30H30ZM139 29H141V30H139ZM165 29V30H164ZM201 29V30H200ZM202 29L204 30V31H202ZM237 29V28H236ZM48 30V31H47ZM52 30H54V31H52ZM66 30V31H65ZM115 30V31H114ZM174 32H173V31ZM198 30H200V31H198ZM251 30H253V28L251 29ZM254 30H255V27H254ZM253 30V31H254ZM3 33H2V32ZM47 31V32H46ZM79 33H78V32ZM84 31V32H83ZM161 31H163V32H161ZM188 33H187V32ZM196 31V32H195ZM206 31V32H205ZM212 31H213V33H214V35L215 36H218V39L220 40L221 38L220 37H222L221 35L223 34V35H225V33H226V35H229V37L230 38H232L231 36H235V38H236V42H234V41H232L233 39H231L230 41H231V43L230 42H228V41H226V40H228V39H230V38H225V37H227L226 35L225 36H223V38L225 39L224 41H222L223 40V38H222V40H220V42H219V40H217V37H214L213 36V38L211 37L212 35L211 34H213L212 33ZM215 31V32H214ZM256 31V30H255ZM46 32V33H45ZM60 32V33H59ZM66 32H68V33H70L71 35H68V33L67 34H65ZM80 32H82V36H85V37H87V35H90V36H88L87 38H85V37H81L80 36ZM147 32H148V34H149V32H152V34H157V35H159V37L157 36V39H159L160 40V36H161V40L164 42V43H166V44H164V46L162 45L161 46V42H157L156 40H151L152 42H150L149 43V41H147L146 42V37L148 38V36H146L145 38H144V36L145 35H147ZM155 32V33H154ZM175 32H177V33H175ZM190 32V33H189ZM224 32V33H223ZM29 33V34H28ZM39 33V34H38ZM43 33L44 34H46V35H44V36H46V39L45 38H43L42 39V36H43ZM74 33V34H73ZM77 33V34H76ZM89 33V34H88ZM115 33V34H114ZM143 33V34H142ZM146 33V34H145ZM160 33H161V35H160ZM180 33V34H179ZM187 33V34H186ZM199 33V34H198ZM220 33H222V34H220ZM51 35V36H48V35ZM55 34H58V35H55ZM78 34H79V36H78ZM145 34V35H144ZM162 34H165L164 36L162 35ZM186 34V35H185ZM204 34H205V37H203L204 36ZM208 34V37L206 36ZM40 35V36H39ZM76 35V36H75ZM120 35V36H119ZM127 35H131V37L130 36H127ZM144 35V36H143ZM150 35V34H149ZM170 36L171 37V39L168 37V36ZM181 35V36H180ZM188 35H191V36H188ZM203 35V36H202ZM22 36H24V37H22ZM39 36V37H38ZM43 36V37H44ZM73 36H75L74 38H72ZM154 36H156V35H154ZM153 35H150L149 37H151V39H152V37H154ZM167 36V37H166ZM188 36V37H187ZM196 36V38H194ZM200 36H202V37H200ZM247 38H246V37ZM47 37H49V39L47 38ZM56 37V38H55ZM91 37V38H90ZM122 37H124V38H126V37H129L130 39H132V37H133V39L132 40H129L132 44H129V45H133L134 43H135V41H136V43H138V45L141 43L142 45H141V47L142 46H147V47H149V49L150 50H152V51H154V49L155 48H157V49H155V51L154 52H152V56L151 55H149L151 52L150 51H147V53L146 54H144V52H146V49L147 48H144V47H142V48H140V46L138 47L136 44V46L135 45H133L134 46V49H135V53H133V54H129V56L130 57H128L127 55H125L126 53L124 52L122 55L124 56H122V55H120L121 53H122V50L123 49H119V45L121 44L122 45V43H123V45H128L127 43V41H125L126 39H124V38H122ZM185 37H187V38H185ZM189 37H191V38H189ZM208 38V41L206 42V40L204 39V38ZM245 37V39H243ZM253 37H254V39H253ZM24 38V39H23ZM35 38V39H34ZM37 38H39V39H37ZM55 38V39H54ZM98 40H96V39ZM101 38L103 39V40H105V38L107 39V41H108V39H110L109 41L110 42H112V41H117L118 42V44L119 45H115V46H118V47H115L114 45H112V47L111 48H108V46H107V48L105 49L106 51H104V49H102V47H103V45H106V44H104L103 42H101V41H103V40H101ZM118 38H120V39H118ZM122 38V39H121ZM138 38H140V39H138ZM172 38H174V39H172ZM204 39V41L202 40V39ZM206 38V39H207ZM210 38H212V39H214V38H216V42L215 41H213V40H211ZM249 38V39H248ZM17 39H19V41H21L20 43L18 42V40ZM27 39H30V40H27ZM31 39H33V40H31ZM42 41H41V40ZM45 39V40H44ZM73 41H72V40ZM148 39H150V38H148ZM165 39H166V41H165ZM167 39H169V40H167ZM181 39V40H180ZM184 39V41L186 42H182V40ZM191 39V40H190ZM193 39H196V40H193ZM247 39L248 40H250V39H252L251 41H250V43L249 42H246L247 41ZM259 39H262V40H259ZM12 40V42L14 41H17L18 42V44H16V45H14L12 42H10ZM35 40V41H34ZM80 40V41H79ZM95 40V41H94ZM123 40V41H122ZM140 40V41H139ZM202 40V41H201ZM211 40V41H210ZM1 41H3V42H1ZM23 41H25V42H23ZM27 41V42H26ZM32 42V44L33 43H35L36 41H40V44H39V42H36V44H33V46L34 47H32V44L31 43H29V42ZM107 41H104L105 43L107 42ZM115 41V42H116ZM245 41V42H244ZM253 41H255L254 42V44L255 43H257V45H250V44H252L253 43ZM262 41V42H261ZM9 42V43H8ZM75 42V43H74ZM96 44H95V43ZM99 42V43H98ZM108 43L107 45H111V43ZM122 42V43H121ZM125 42H127V43H125ZM134 42V43H133ZM140 42V43H139ZM145 42V43H144ZM194 42H195V45H193L194 44ZM238 42H240L239 44H238ZM10 43H12V44H10ZM29 43V44H28ZM39 44V49H37L38 48V44ZM66 43H68V44H66ZM97 43L99 44V45H97ZM103 43V44H102ZM114 43V42H113ZM125 43V44H124ZM179 43H180V45H179ZM188 43H190L189 45L191 46H197V45H200V46H197V47H199V48H201V50L200 49H198V51L197 50H195V49H193L194 47H190L189 48V46L188 47H186L187 46V44ZM205 43H207L208 45L207 46H211V45H213L212 43H214V45H219V46H221V48H223V49H225L226 48V51H229V50H232L231 49V47H233L234 46V48L233 49H235L237 46V48H236V50L237 51H234V54H232V52L230 53V52H227L226 54H224V51L222 52V50L220 49V50H217V49H213L214 51H216L217 50V52H214V53H212L213 51H211V53L209 52L210 50H209V48L206 50V52L203 54V52H204V50H202V48H204V49H206L205 48V46H203V44L205 45ZM216 43V44H215ZM244 43V45H242ZM247 43V44H246ZM258 43H260L259 45H258ZM73 44V45H72ZM102 44V45H101ZM115 44V43H114ZM147 44V45H146ZM155 44V45H154ZM169 44H170V46H173L172 48H169L170 46H169ZM211 44V45H210ZM225 44V45H224ZM12 45H14V47L12 46ZM120 45V46H121ZM168 45L169 47H166V46ZM183 45H184V47H185V50H186V48H187V50L185 51L184 49H182L183 48ZM230 45H231V47H230ZM248 46L249 45V47H252V48H249V47H247L246 48V46ZM27 46V47H26ZM41 46V47H40ZM63 46H66V47H63ZM77 46V47H76ZM78 46H83V47H85V50L84 51H88V50H90V48L93 50H91V51H89V52H91V53H93V52H95L94 54L96 55V56H99V55H101L102 53H104L103 55H106V56H108V58L109 59H111L112 58V60H115V56H114V53H113V49H115V51H116V49L118 50L116 53H118V57H121V60L120 61H122V62H120L121 64V66L123 65V63L125 62V61H123L122 59H124V60H126L127 58L129 59V60H131V58L133 59V58H135V61L137 60V58H136V56H138V57H141L142 56V54L144 55L141 59H142V61L141 62H136V64L137 65H139V63L141 64V66L139 65V68L140 67H144V68H141V69H143V71H140L139 70V68H137V65H135V62H132V63H134V64H131V65H133V66H131L132 68H130L129 66H127V67H129V69H131V70H133L132 71V73H136V72H138V71H140V72H143L142 74H139V72H138V74H133V76L132 75H130L131 77H133L131 80H129L128 82H126L125 83V85H123L124 84V82L125 81H123V78L124 77H126V78H128V74L131 72V70H128L127 69V67H126V69L128 70H126V69H124V66H125V64H126V62L124 63V66H122L123 67V69H124V72H123V69L122 68H120L119 67V64H117V61L118 60H116L115 62H114V64H116V66L118 65V71H116V78H117V80L119 81V83H118V81L116 80V78H114V81L115 82H113L111 79V77H110V81L108 80V78H105V82L104 81H102L103 79H104V77H102L101 78V76H99L98 75V73L96 72L97 71V69L98 70H100V68L99 67H96L95 65V74L94 73H92L90 70L91 69H93V68H88V64H90L91 63V61H94V62H97L98 60H97V58H96V56H92L91 54L90 55H88L86 52H83V47H82V49H81V47H79L78 48ZM114 46V47H113ZM218 46V47H219ZM236 46V47H235ZM240 46H242L241 48H240ZM255 46H258V48H257V50H256V48H255ZM262 46V47H261ZM25 47H26V49H25ZM58 47V48H57ZM63 47V48H62ZM131 47V46H130ZM163 47V48H162ZM165 47H166V49L167 48H169V49H172V50H169L168 49V52L166 51V50H164L165 49ZM182 47V48H181ZM230 47V49L228 50L227 48H229ZM260 47H261V49H262V51H261V49H260ZM93 48H96V49H93ZM99 48V49H98ZM127 48V47H126ZM145 49V51L144 52H141L142 54L139 56V54H140V52H139V54L137 53V49ZM159 48H161V50L159 49ZM175 48H177V49H181V50H183V53H182V51H181V53H182V55L179 53H176V52H172ZM189 48V49H188ZM192 48V49H191ZM196 48V47H195ZM246 48V49H245ZM8 49H9V51H8ZM30 49V50H29ZM99 51H98V50ZM130 49V48H129ZM133 49V50H134ZM139 49V50H140ZM143 49V50H144ZM259 49V50H258ZM12 50H14V51H12ZM21 51V53H20V51ZM36 50V51H35ZM101 50H103V51H101ZM111 50H112V52H111ZM125 50V49H124ZM131 50H132V48H131ZM140 50V51H141ZM164 50V51H163ZM179 50H177V52H179ZM195 50V51H194ZM247 50V51H246ZM248 50H251L250 52L248 51ZM253 50V51H252ZM19 51V52H18ZM57 51H63V52H61L60 53V55L58 54V52ZM125 51H127V50H125ZM129 51V50H128ZM157 51V53L155 54V52ZM170 51V52H169ZM202 51V54L200 53ZM106 52V53H105ZM149 52V53H148ZM163 54V55H161V53ZM164 52H167V54L166 53H164ZM236 52H240L239 53V55L242 57V59H240L241 57L239 56V58H235V56L237 57L238 56V53H236ZM247 52H249L250 53V55H249V57L251 56L252 57V59L250 58H247L248 57V53ZM53 53V54H52ZM63 53V54H62ZM85 53V54H84ZM112 53H113V55H112ZM115 53V54H116ZM128 53V52H127ZM171 53V54H170ZM186 53H189V57H188V59L189 60H187L186 61V59L187 58H185L187 55H185ZM193 53H195L194 55H193ZM200 53V54H199ZM215 53H218V54H215ZM236 53V54H235ZM241 53L242 54H244V55H241ZM247 53V54H246ZM257 54L258 53V59L257 58H255L256 56H254L255 54ZM259 53H260V55H259ZM16 54V55H15ZM17 54H21V55H18V57H17ZM55 54H58V56H60V59H59V57L58 56H56ZM62 54V55H61ZM66 54H68V55H66ZM111 54V55H110ZM156 56L157 54H159V56H161V57H158V55H157V57H155L154 55ZM172 54H174V55H172ZM175 54H177V55H175ZM208 56H207V55ZM214 54H215V56H214ZM254 54V55H253ZM12 55H14L15 56V58H14V56H12ZM31 55H32V58H31ZM52 55H55V56H52ZM70 55V56H69ZM73 55H75V56H73ZM76 55L79 57V58H82V59H79L78 57H76ZM120 55V56H119ZM183 55H185V56H183ZM192 55H193V57H192ZM210 55V56H209ZM225 55L229 58V59H232L233 57H234V59H235V61H234V59H232L234 62V64H236V68L234 67V64L232 63V66H231V64H229L230 63V61H227V62H225V63H223V62H221V63H223L224 65L226 64V66L227 67H223L222 65H220V63L218 62V61H226V60H228L227 59V57L226 58H223V57H225ZM231 55H233V57H231ZM10 56V57H9ZM12 56V57H11ZM30 56V57H29ZM112 56V57H111ZM113 56H114V59H113ZM125 56H127V57H125ZM165 56V57H164ZM199 56V57H198ZM214 57V60H215V63H214V61H211V63H210V65H212L213 63H214V65H216V67L218 68L216 71L219 73V74H221L220 73V71H222V69H223V71H226L225 73V75L227 76V75H229L230 77H225V75H223V71H222V74L221 75H223L224 76V78H223V76H219V75H217V76H215V75H213V77L214 78H209L210 76L209 75H207V74H213V73H209V68H212L210 65H208L206 62H210L209 60H212V58L211 57ZM244 56H247L246 58H247V61L244 59ZM259 56H261V57H259ZM17 57V58H16ZM27 57H29V58H27ZM100 57V56H99ZM222 57V58H221ZM254 57V58H253ZM10 58V59H9ZM14 58V59H13ZM31 58V59H30ZM58 58V59H57ZM78 58V59H77ZM107 58V59H108ZM150 58V59H149ZM161 58H162V60H161ZM179 58V59H178ZM203 58H206V59H209V60H206V59H203ZM3 59H4V62H3ZM7 59V60H6ZM9 59V60H8ZM29 61H28V60ZM53 59H54V62H53ZM77 59V60H76ZM84 59V60H83ZM94 59V60H93ZM99 59V58H98ZM141 59H138V60H141ZM149 59V60H148ZM170 59H171V61H170ZM175 59V60H174ZM201 59V60H200ZM219 59H221V60H219ZM238 60V62H243V63H237V60ZM245 60V61H242V60ZM249 59V60H248ZM256 59V60H255ZM11 60V61H10ZM16 60H17V62H19V61H21L22 62V64L24 63V61L26 62V63H24L23 65L27 68V70H26V68L24 67V66H22V64L19 66V64L21 63H19L18 64V67L16 68V64H14V62L15 63H17L16 62ZM37 60H38V62H37ZM76 60V61H75ZM79 60H81V61H79ZM129 60H127V64L126 65H130V63H131V61L129 62ZM134 60V59H133ZM132 60V61H133ZM137 60V61H138ZM165 60H167V62L165 63L164 61ZM172 60H174V62H172ZM178 60V61H177ZM181 60H183V61H181ZM191 60V61H190ZM9 61H10V65H6V63H9ZM35 61V62H34ZM52 61V62H51ZM152 63L151 65H149L150 64V62ZM181 61V62H180ZM194 63H193V62ZM197 61L199 62V63H197ZM204 61H206V62H204ZM252 61V62H251ZM35 64H34V63ZM78 62V63H77ZM82 62H84V63H82ZM85 62H89L87 65H86V63ZM113 62V61H112ZM169 62V63H168ZM177 62H179V63H177ZM185 63V65H193V66H196V68H200V66L201 65H198L197 66V64H201L202 62V65L204 64V67L202 68L201 67V69H199V71H197V72H195V73H191V72H189V73H191L192 75H190V74H185L184 73V70H186V73H188L187 72V70H189L187 67L188 66H186V68L187 69H185L184 67H185V65L183 64H181V63ZM189 62V63H188ZM256 62V63H255ZM46 63V64H45ZM54 63V64H53ZM81 63V64H80ZM118 63H119V61H118ZM149 63V64H148ZM156 64V65H154V67H152V65L153 64ZM171 63V64H170ZM173 63H176V65L174 66L173 65ZM191 63V64H190ZM196 63V64H195ZM206 63V64H205ZM248 63V62H247ZM246 63V64H247ZM13 64V65H12ZM40 65V66H38V65ZM45 64V65H44ZM80 65L79 67H78V65ZM161 64V65H160ZM164 64V65H163ZM219 64V65H218ZM254 64V65H253ZM27 65H29V66H27ZM35 66V67H33V66ZM36 65H37V69H36ZM84 65V66H83ZM135 65V66H134ZM158 65V66H157ZM163 65V66H162ZM177 65H179V66H177ZM209 66V68H205V67H208ZM218 65V66H217ZM240 66L241 65V67L239 68V67H237V66ZM75 66V67H74ZM92 66H93V64H92ZM91 66V67H92ZM93 66V67H94ZM159 66H162V67H159ZM184 66V67H183ZM190 66V67H191ZM213 66V65H212ZM232 68H230V67ZM7 67H9V68H7ZM13 67H14V69H13ZM41 67H42V70H40L41 69ZM54 67H57L56 69L54 68ZM84 67H87V68H85L86 70V72H84ZM90 67V66H89ZM172 67H175V68H172ZM178 67V68H177ZM11 68V69H10ZM32 68V69H31ZM40 68V69H39ZM55 69V70H53V69ZM137 68V69H136ZM148 68H150V69H152V70H150V69H148ZM194 68V67H193ZM222 68V69H221ZM228 68H230L228 71H232L231 73L230 72H228L227 71V69ZM15 69H18L19 70V72H20V75H18L19 73H18V71L17 70H15ZM87 69H89V70H87ZM195 69V68H194ZM207 69H209V70H207ZM212 69H215V68H212ZM221 69V70H220ZM30 70H32V71H34V72H37V71H39V72H37V75H36V73H34V72H30ZM35 70H37V71H35ZM126 70V71H125ZM136 70V71H135ZM138 70V71H137ZM200 70L202 71V70H204V71H207V74L205 73V72H201V73H199L200 72ZM52 71V72H51ZM148 71H150V72H148ZM154 73H152V72ZM181 71V72H180ZM190 71H191V68H190ZM193 71H195V70H193ZM213 72L215 71V70H212ZM211 71V72H212ZM238 71V72H239ZM15 72H16V74H17V77H16V75H15ZM21 72L23 73V74H21ZM24 72H25V74L26 73H28L30 76H33V77H31V78H34L38 83H34V81L35 80H32L31 78H30V76H28L27 74L26 75H24ZM42 72V73H41ZM51 72V73H50ZM67 72V73H66ZM123 72V73H122ZM179 72V73H178ZM1 73V72H0ZM14 73V74H13ZM32 73V74H31ZM39 73H41V75H44V76H41ZM54 73H55V78L56 79H54V77L52 76V75H54ZM89 73H92V74H89ZM121 73V74H120ZM74 74V75H73ZM76 74V75H75ZM81 74V75H80ZM124 74H126V76L124 75ZM131 74V73H130ZM176 74H179L178 76L180 77V79H178L177 78V76H175ZM206 74V76H204ZM214 74H215V72H214ZM7 77H6V76ZM11 75V77H10V79H8V77ZM13 75H15V76H13ZM21 75H23V76H21ZM41 77H40V76ZM57 75V76H56ZM61 75V76H60ZM67 75H68V77H67ZM70 75V76H69ZM123 75V78H120L121 76ZM142 76L141 77V79L143 78V75H145L144 76V78L145 79H143V82H141V81H137L138 79L140 80V78H138L137 79V77L138 76ZM154 75L156 76V77H154ZM200 76V78L202 77H204L205 79L206 78H209L210 80H212V82L214 83H211L210 82V84H213L215 87H211V86H209V90L207 91V88H206V86H205V84L207 83V86H208V83L209 82H206V80L207 81H210L209 79H204L205 80V83H201V82H198V81H196V82H198L199 84H202V86H200L199 84L197 85L196 83H194V86L192 85V84H190V86H188L187 88L185 87V83H187L188 81L187 80H189V81H191V80H194V78H195V76ZM233 75V76H234ZM13 76V77H12ZM37 76H39V78H37ZM60 76V77H59ZM62 76H63V78H62ZM97 76L99 77V78H97ZM119 76V77H118ZM134 76H137V77H134ZM148 76V77H147ZM172 76H174V77H172ZM208 76V77H207ZM212 76V75H211ZM2 77H3V79H2ZM6 77V79H4ZM23 77H27L26 79H29L28 80V84L31 86V85H33V86H29L28 84L27 85H25L26 83H24L25 82V78H22ZM72 77V78H71ZM85 77H87V80L85 79ZM191 77H193V78H191ZM11 78H13V79H11ZM16 79V81H15V79ZM18 78V79H17ZM53 78V79H52ZM59 78V79H58ZM60 78H62V79H60ZM65 78V79H64ZM67 78H68V80H67ZM79 78V79H78ZM82 78H84V79H82ZM89 78V79H88ZM101 78V79H100ZM118 78H120V80L122 79V81H120ZM155 78H156V80H155ZM163 78V79H162ZM175 78V79H174ZM176 78L178 79V80H176ZM188 78V79H187ZM200 78H195V80H200ZM38 79H39V81H38ZM74 81H73V80ZM92 81H96L95 79H97V82L100 80V81H102V83L100 84V86L102 87L101 89H100V86L98 85H95L94 84V82H93V84H91V83H86L85 82V80L87 81V82H91V80ZM125 79V78H124ZM136 79V80H135ZM147 79V80H146ZM172 79H174L173 81H171ZM183 79H184V81L186 80V82H184L183 81ZM214 79H217V80H214ZM223 79H227V81H225V80H223ZM242 79H245V75H244V78L242 77ZM7 80H9V82H7ZM31 80V81H30ZM45 82L46 84H44L43 82ZM88 80H90V81H88ZM127 80V79H126ZM133 80H134V82H133ZM144 80H146V81H148V83L146 82V81H144ZM29 81H30V83H29ZM33 81V82H32ZM42 83H41V82ZM81 83H80V82ZM134 83V84H132V82ZM201 81V80H200ZM14 82H16V86L18 87H16V86H14L15 85V83ZM21 82H22V84H21ZM68 82H70L72 85H70V83H68ZM120 82H122L121 84H120ZM151 84H150V83ZM158 82V83H157ZM176 82H178V84L176 83ZM180 82H182V83H180ZM191 82H195V81H191ZM191 82H189V83H191ZM204 82V81H203ZM7 83V84H6ZM19 83V84H18ZM24 83V84H23ZM33 83V84H32ZM79 83V84H78ZM84 85H83V84ZM103 83H107L106 85L107 86H105L104 87V84ZM114 83V84H113ZM116 83H117V85H116ZM153 83V84H152ZM58 84V85H57ZM68 84V85H67ZM91 84V85H90ZM111 84H112V86H114V87H112L111 86ZM133 86H132V85ZM184 86H182V85ZM188 84V83H187ZM196 84V85H195ZM209 84V85H210ZM219 84V85H218ZM7 85V86H6ZM48 87H47V86ZM93 85V86H92ZM179 85H181V86H179ZM203 85H204V87H203ZM9 86H11V87H9ZM13 86V87H12ZM25 86H29V89L30 88H33V89H30V92H32V93H29V94H27L26 95V92L28 93L29 91V89H24V87ZM46 86V87H45ZM91 86V87H90ZM97 86V87H96ZM127 86V87H126ZM222 86V90L224 89H226L225 87H223ZM15 87V88H14ZM19 87H22V89H20ZM37 87V88H36ZM39 87V88H38ZM41 87H43L42 89L43 90H41L40 88ZM45 87V88H44ZM87 87V88H86ZM95 87H96V89L97 88H99L98 90H95ZM111 87V88H110ZM139 87H141V89L139 88ZM156 87V88H155ZM159 89H158V88ZM193 87V88H192ZM196 87H198V89L196 88ZM202 87H203V89H202ZM4 88V89H3ZM10 88V89H9ZM11 88H14L15 89V91H16V94H18L17 96H18V98L15 96V92H14V90L13 89H11ZM35 88V89H34ZM75 88H78L77 90L75 89ZM105 88V89H104ZM182 89L181 91H183V93H181V91H179V89ZM186 88V90L184 91V89ZM211 88H212V90H211ZM217 88H216V90H217ZM8 89V90H7ZM17 89V90H16ZM19 89V90H18ZM48 89V90H47ZM80 89V90H79ZM116 91H115V90ZM144 89V90H143ZM154 89V91H151V90H153ZM203 91H205L203 94H205V96H203L202 95V90ZM2 90H3V92H2ZM5 90H6V92H5ZM23 92H22V91ZM27 90V91H26ZM36 90H38L37 92H35ZM110 92H109V91ZM115 92H114V91ZM128 90V91H127ZM140 90V91H139ZM149 90L151 91V92H149ZM190 90V91H189ZM197 90V91H196ZM199 90H200V92H199ZM218 90H221V88L219 87V89ZM13 91V92H12ZM18 91V92H17ZM26 91V92H25ZM50 93H49V92ZM107 91V92H106ZM126 91V92H125ZM177 91H178V93H177ZM213 91H215V90H213ZM10 92V93H9ZM39 92H41L40 93V95L38 94ZM44 92V93H43ZM56 94H55V93ZM101 92V93H100ZM106 92V93H105ZM112 92V93H111ZM114 92V93H113ZM121 92V93H120ZM124 92V93H123ZM142 92V93H141ZM157 93V95H156V93ZM189 92V93H188ZM197 92L201 95H199V94H197ZM208 92H210V93H208ZM14 95H13V94ZM36 93V94H35ZM51 93H54V95L53 94H51ZM91 93V94H90ZM123 93V94H122ZM129 95H128V94ZM134 94V96H133V94ZM149 93V94H148ZM180 93V94H179ZM186 93V94H185ZM21 94H23V95H25V96H22ZM41 94H45V95H41ZM85 94V95H84ZM88 94V95H87ZM96 94V95H95ZM106 96H105V95ZM110 94V95H109ZM115 94V95H114ZM148 94V95H147ZM152 94V95H151ZM154 94V95H153ZM12 95L13 96H15L14 98H12ZM93 95V96H92ZM95 95V96H94ZM118 95V96H117ZM122 95V96H121ZM125 95H127V96H125ZM151 95V96H150ZM158 95H161V96H158ZM171 95V96H170ZM176 95V96H175ZM185 96V98L187 99L185 102L183 101V99L184 98H182L181 96ZM190 96L189 98L188 97H186V96ZM97 96V97H96ZM115 97V99H114V97ZM130 96V97H129ZM171 99H169L168 97ZM173 96V97H172ZM198 96H199V98H198ZM48 97H49V99H48ZM55 97H57V98H55ZM59 97V98H58ZM79 97H81V98H79ZM89 97H91V98H93V99H89ZM96 97V98H95ZM101 98V99H99V98ZM106 99H105V98ZM119 97V98H118ZM122 97V98H121ZM133 99H132V98ZM135 97V98H134ZM139 98V100H138V98ZM141 97H143V98H141ZM156 97V98H155ZM175 97V98H174ZM177 97V98H176ZM181 97V98H180ZM4 98V99H3ZM53 100H52V99ZM60 98L62 99V101H60ZM67 98H68V100H67ZM98 98V99H97ZM108 98H109V100H108ZM121 98V99H120ZM158 98V99H157ZM159 98H161V99H159ZM190 98V100H192ZM17 99V100H16ZM23 99H24V101H23ZM58 99V100H57ZM87 99H89V100H87ZM103 99V100H102ZM132 99V100H131ZM138 100L137 101V103L138 104H136V101H133V100ZM140 99H142V101H140ZM169 99V100H168ZM42 102H41V101ZM56 100V102H54ZM77 100V101H76ZM82 102H81V101ZM86 100V101H85ZM112 100L114 101V103H112ZM124 100H127L130 104L128 105V102L126 101H124ZM156 100V101H155ZM162 100V101H161ZM168 102H167V101ZM182 100V101H181ZM185 100V99H184ZM197 100V101H198ZM16 101H17V104H16ZM47 101V102H46ZM50 102V104H49V102ZM80 101V102H79ZM111 101V103L112 104H110L109 103V106H108V102H110ZM151 101V102H150ZM156 102V104L154 103V102ZM59 104H58V103ZM69 102V103H68ZM105 102L107 103V104H105ZM121 102V104H119ZM191 102V101H190ZM192 102V103H193ZM8 103H10L9 105H8ZM62 105H61V104ZM66 103V104H65ZM86 103V104H85ZM101 103V104H100ZM144 103V104H143ZM183 103V104H182ZM5 104V106H3ZM63 104H65V106L63 105ZM68 104V105H67ZM88 104V105H87ZM135 104L137 105L136 106V108H135ZM143 104V105H142ZM182 104V105H181ZM187 104V106H184V105H186ZM194 104V103H193ZM15 105H16V107H15ZM24 105H25V107H24ZM95 105V106H94ZM158 105V106H157ZM33 107L32 109L33 110H35V109H42V108H44V110L42 109V111H41V109L40 110H38L37 111V114L38 115H41V116H43V115H45V116H48V117H46L45 118V116H44V118L45 119H43V117L42 118H40V119H43V120H40L39 119V116L38 115H36V116H34V114H36V110L32 113L31 111V107ZM39 106V107H38ZM59 107V108H57V107ZM64 106V107H63ZM68 106V107H67ZM72 106V107H71ZM84 106V107H83ZM120 106V108H118ZM174 106V107H173ZM183 108H182V107ZM80 107V108H79ZM87 107H89L90 109H91V111L93 112V111H95V112H91L90 111V113H88V111L90 110H88V108ZM108 107V108H107ZM143 107V108H142ZM35 108V109H34ZM63 108H64V112H66V114H63L64 112H62V110H63ZM71 108V109H70ZM88 110L87 112H86V109ZM105 108L108 110L109 108L112 110V111H114V112H112L110 109H109V111H108V113L110 112V113H112V114H110L109 113V115L110 116H112L113 118H116V116H117V118H119V119H113L112 117H110L108 114H107V116H109V117H107V116H104V117H106V118H104L103 117V115H106V114H103L101 111H103L104 110V112H105ZM128 108H129V110H128ZM135 109V113L137 114V116H136V114L133 116V114H134V112H132V109ZM149 108V109H148ZM153 108H155V109H157V110H153ZM187 108H189V110L190 111H188V109ZM30 109V110H29ZM48 109V110H47ZM60 109V110H59ZM62 109V110H61ZM74 111H73V110ZM82 110V111H84V112H79L78 110ZM101 110L100 112L101 113H99V112H96L97 110ZM143 111H142V110ZM181 109V110H180ZM187 109V110H186ZM27 110H29L28 112H31L32 114H33V116H32V114L31 113H29V114H31L30 116H29V114L27 113V115H28V117H29V119H28V117L26 116V111ZM52 110L54 111H56V113H59V116H63L64 117V119H62V117H59L58 116V114H55L54 112H52ZM73 112H72V111ZM98 110V111H99ZM123 110V111H122ZM126 110H128V112L126 111ZM137 110V111H136ZM139 110H141L140 112H142V113H140V112H138ZM148 110V111H147ZM45 112L46 114H43L42 112ZM67 111H69V112H67ZM122 111V112H121ZM152 111V112H151ZM153 111H154V116H157V117H154L153 115H152V113H153ZM188 111V112H187ZM19 114H18V113ZM25 112V113H24ZM62 113V115H61V113ZM121 112V116H123L122 115V113L127 117V118H129V120L130 119H133L134 121L136 120V118H137V120H136V124H137V126L138 127H134V126H129L128 124L130 123V124H134L135 126H136V124L135 123H133L132 122V120H130V122H129V120H128V122L129 123H127V121H125L124 122V118L123 117H120V115H119V113ZM185 112L187 113V114H185ZM14 114L16 117H18V120H19V123L22 125H20L19 123H18V125H17V123H16V119L17 118H14L15 120L13 121V118L12 117H10V118H12V121L13 122H15V124L13 125V122L11 121V119L9 120V121H11L12 122V125H10L11 124V122L10 123H8L9 121H8V117H9V115H11V116H13V117H15L14 115H12V114ZM21 113H24L25 114V116L23 115V114H21ZM39 113H41V114H39ZM50 113H54V114H50ZM81 113V114H80ZM106 113V112H105ZM149 113H151V114H149ZM167 113V114H166ZM8 114V115H7ZM18 116H17V115ZM21 114V115H20ZM50 114V115H49ZM73 114V115H72ZM84 114V115H83ZM91 115V116H89V115ZM190 114H192V115H190ZM55 115L56 116H58L59 118H61L63 121H61V123L63 124V129H61V123H60V121L59 120H61V119H58L57 117H55ZM65 115L66 116H68V117H66L65 118ZM75 115H77V116H75ZM145 116L144 117V120H142V117H140V116ZM159 115V116H158ZM196 115H198V116H196ZM7 116V117H6ZM54 116V119L57 121H59V123H54V122H56L52 117ZM75 118V120L73 119V117ZM115 116V117H114ZM149 116H153V117H149ZM169 116V117H168ZM180 116H182L181 118H182V120H180L179 119V117ZM204 115H202V117H203ZM72 117V118H71ZM136 117V118H135ZM183 117H184V119H186V120H183ZM26 118V119H25ZM30 118L31 119H39L41 122L42 121H44V123L46 122V119H48L49 118V120H51V121H48V123H50V125L52 126V128L53 127H55V128H57L56 127V125L58 126V128L57 129H59L58 131L59 132H56V134L54 133H52L53 131H45V127H46V125L47 124H43V123H41L39 120H37V121H35V120H30ZM70 118H71V120H74V122L73 121H71L70 120ZM88 118H89V120H88ZM109 118V121L107 120ZM92 119H95V120H92ZM106 119V120H105ZM123 120V122H122V120ZM146 119H147V122H146ZM175 119V120H174ZM29 120V121H28ZM120 120H121V122L123 123V125L125 126H122L121 124V122H120ZM141 121V122H143L144 124H142V126L139 124L140 122H137V121ZM189 120V121H188ZM28 121V122H27ZM30 121H33V122H30ZM54 121V122H53ZM112 121L114 122V124H115V127H116V125H118L119 123V125H118V127L116 128V130L118 129V131H116L115 130V128L113 129V127L111 126V125H113V124H111L112 123ZM116 121V122H115ZM180 121V122H179ZM195 121H196V123H195ZM4 122H5V125L6 126H4ZM18 122V121H17ZM24 122V123H23ZM73 122V123H72ZM75 122H77V123H75ZM89 122H92V127H90L91 126V124L89 123ZM108 122V123H107ZM119 122V123H118ZM182 122V123H181ZM188 122H190V123H188ZM30 124V128H32L33 130L35 129V132L34 133H32V134H29L30 136H32V137H37L38 138V136L40 135V136H44V137H46V138H48L49 139V137L51 138L50 139V143H51V147L47 144V146H49L50 148L48 149V151H46V149H45V158H42V159H37L35 156H34V158L35 159H33L32 160V165H29L28 164V162L26 161V159H25V157L23 158V155H21V153L19 154L18 152H20L18 149H22L21 147H19V146H15L16 147V150H15V147H13L12 145L13 144H15L14 142H16V140H17V137L20 135V134H22V136L24 137V139H23V137H21V135H20V137L24 140V142H27V138L28 137H30L29 135H27L28 134V124ZM35 125H34V124ZM38 123H41V124H43L42 125V129L45 131V133H43L44 131L41 129V124H38ZM64 123H66V125L64 124ZM75 123V124H74ZM117 123V124H116ZM194 123V124H193ZM7 124H9V125H7ZM60 126H59V125ZM71 124V125H70ZM185 124V125H184ZM189 126H188V125ZM2 125V126H1ZM25 125L28 127V128H26L25 127ZM69 125V126H68ZM73 125H74V127H73ZM77 125V126H76ZM88 125H90V126H88ZM190 125H192V127L190 126ZM3 126H4V128H6V129H3ZM9 126L10 127H12L11 129H9L10 131H11V133H12V137H10L9 135V131L7 130V128H9ZM15 126L17 127V128H15ZM19 126V127H18ZM20 126L21 127H23V128H20ZM36 126V127H35ZM44 126V127H43ZM68 127L67 129L66 128H64V127ZM76 126V127H75ZM108 126V127H107ZM167 126V127H166ZM1 127H2V129H1ZM81 127V128H80ZM107 127V128H106ZM110 127H111V129H110ZM130 127V128H129ZM184 129H183V128ZM14 128H15V130H14ZM19 128V129H18ZM29 128V129H30ZM40 128V131H43L42 133L44 134V135H42V133L38 130V132H40V133H38L37 132V129H39ZM78 128V129H77ZM91 128V129H90ZM102 128H103V130H102ZM123 128V129H122ZM127 128V129H126ZM177 130H176V129ZM192 128V129H191ZM12 129H13V132H12ZM32 129H30V131H32ZM107 130L106 132L104 131V130ZM47 130V129H46ZM114 130H115V132H114ZM122 130V131H121ZM174 130V131H173ZM192 130V131H191ZM15 131V132H14ZM17 131H19V133H20V131L22 132V133H20L18 136H16L17 134H15ZM29 131V133H31ZM90 132V134H89V132ZM111 131V132H110ZM135 131H136V133H135ZM156 131H158V133L156 132ZM37 132V133H36ZM47 132V133H46ZM52 133L53 134V136L55 137V138H57V139H54L53 138V136L51 137L50 136V133ZM91 132H94V135L91 133ZM117 132V133H116ZM155 132V133H154ZM161 133V134H160ZM165 133V134H164ZM167 133V134H166ZM14 134V135H13ZM35 136H34V135ZM48 134V135H47ZM115 134V135H114ZM123 135L122 137H117V136H119V135ZM164 134V135H163ZM38 135V136H37ZM126 135V136H125ZM142 135V137H140ZM158 135V136H157ZM14 136H16L15 137V139H14ZM49 136V137H48ZM57 136V137H56ZM145 137V139L143 140V138ZM164 136V137H163ZM170 136L173 138H171L170 139ZM212 136V135H211ZM31 137V138H32ZM84 137H86V136H84ZM114 137V138H115ZM139 139H138V138ZM3 138H7V139H9V138H13L12 139V141H14V142H12L11 141V139L10 140H5L6 141V143H3V142H5L4 140H3ZM37 138H32V140L31 141H34V139H37ZM147 138V139H146ZM165 138V139H164ZM18 139H20V138H18ZM21 139V143L23 142V140ZM25 139H26V141H25ZM194 139H198L197 141L196 140H194ZM28 140H29V138H28ZM123 140H125V141H123ZM157 140V141H156ZM180 140V141H179ZM194 142H193V141ZM19 141L20 140H18L17 142L19 143ZM58 142V143H56V142ZM144 141V142H143ZM175 141V142H174ZM177 141V142H176ZM10 142V143H9ZM13 144H12V143ZM17 142H16V145H17ZM23 142V143H24ZM179 142V143H178ZM193 142V143H192ZM49 143V144H50ZM54 143V144H53ZM144 143V144H143ZM183 143V144H182ZM173 144V145H172ZM20 146H21V144H19ZM56 146V147H55ZM169 146V147H170ZM198 147V148H197ZM13 148V149H12ZM154 148V147H153ZM160 148H162V150L160 149ZM219 147L217 146V148L216 149H218ZM57 149V150H56ZM165 149H167V148H165ZM178 149V150H177ZM13 150V151H12ZM15 150V151H14ZM170 149H168V151H169ZM170 150V151H171ZM191 150V151H190ZM21 151H23V150H21ZM167 151V152H168ZM16 152V153H15ZM161 152V153H160ZM178 152V153H177ZM182 152V153H181ZM4 153V154H3ZM203 153H205L204 151H203ZM202 151L201 152H199V154H201V156H202ZM17 154H19L20 156H22L21 158L19 157V155H17ZM24 154V153H23ZM59 154V155H58ZM7 155H5L6 157H7ZM14 155V156H13ZM15 155H17L16 157H15ZM170 155V154H169ZM168 155V156H169ZM174 154H171L170 156H169V158H173L174 156H175ZM204 155V154H203ZM204 156H208V155H204ZM210 156V155H209ZM11 157V158H10ZM179 157V158H178ZM167 158V157H166ZM181 158V159H180ZM23 159V160H22ZM25 159V160H24ZM46 159V160H45ZM171 159H169V162L171 161ZM180 159V160H179ZM190 160V161H189ZM26 161V162H25ZM34 161V162H33ZM47 161V162H46ZM20 162L22 163V164H24V166L21 168L20 166H19V164H20ZM37 163V165H35L36 163ZM43 162V163H42ZM19 163V164H18ZM46 163H48L47 165H46ZM51 163V165H49ZM196 163V162H195ZM15 164H18V165H16V168H15ZM22 164H21V166H22ZM27 164V165H26ZM202 164H204V163H202ZM26 165V166H25ZM40 165V169H42L41 166ZM54 166V168L56 169V171H55V169H53V166ZM50 166L52 167V168H50ZM13 167H14V169H13ZM18 167H20V169H22V170H19V168ZM11 168H12V170H11ZM27 168H28V170H27ZM58 168V169H57ZM199 168V169H198ZM7 169V170H6ZM16 169V170H15ZM51 169V170H50ZM203 169V170H202ZM17 170H18V172L20 173H18L17 172ZM205 170V171H204ZM208 170V171H207ZM6 171V174L4 173L3 174V172H5ZM14 171V172H13ZM42 170H41V174H42V172H43ZM59 171V172H58ZM198 171V172H197ZM52 173V174H51ZM61 175H60V174ZM3 174V175H2ZM23 175V174H22ZM51 175V176H50ZM195 175V176H194ZM203 175V174H202ZM193 176V178L191 179V177ZM53 177V178H52ZM202 177V176H201ZM51 181V182H52ZM199 183V185H198V183ZM56 183V184H57ZM193 183H196V184H194L197 188H195V186L194 185H192ZM55 184V183H54ZM53 183L51 184V186H50V188L51 189H49L48 191H47V194L46 193H44V194H46V195H44V194H40V195H35L34 193H27L26 195H23V196H20V198L19 199H13L12 197H8V198H6V196H4L2 199H0V216L2 215L3 216V220L1 221V222H3L4 224H5V222H6V224L8 225H4L5 226V228L6 227H8V229L6 228H4V226H2V228H3V230L4 231H6L5 233H6V235L7 236H11V237H13V239L11 238V239H9L10 237H6V235L4 234V236H5V238H6V240H7V238H8V240H10V241H12V243H10V241H8L7 240V242H9V247L13 250V252L15 253V255H16V257H17V259L22 263V264H30V263H28L29 261L31 262V264H44V262H46L45 260L47 259V263H49V264H51V263H53L54 261H52L51 262V260H54V259H56L57 258V256L55 257L54 255H58V254H56L57 252H58V250L56 249L57 247H59V243H57L56 241L58 240H56L55 241V239H56V237H58V235L56 236V234H57V232L56 231H54V232H56V233H54V232H51L49 229H51V230H53L51 227L49 228V227H45V223H42V221H41V219H38L36 216L34 217V216H32V217H30V213H32L33 211H32V209L36 206V203L37 202H39L40 204H41V207H47V206H49V205H47V204H52L53 206H49L50 208H52V210H53V208H54V210H55V212H56V209H57V204H55L54 202L56 201V202H58L59 203V200H58V198H56L57 196H58V193H56V191H55V193H54V190H57V185L55 184L54 185ZM203 184V185H202ZM183 185H185V186H183ZM186 185H187V187H186ZM191 185H192V187H191ZM204 188L203 190H202V192H203V195H202V192H200V190L202 189V187ZM56 188V189H55ZM189 188H191V189H189ZM195 189V190H194ZM185 190V191H184ZM58 191V190H57ZM48 192H50V193H48ZM53 192V193H52ZM199 193V194H197V193ZM53 194H55L56 195V197L53 195ZM197 194V195H196ZM41 195H43V197L44 196H46V197H48V198H46L45 197V202H44V200L42 199V196ZM50 196V197H49ZM30 197V198H29ZM35 199H34V198ZM23 198V199H22ZM25 198V199H24ZM38 198V199H37ZM51 198V199H50ZM58 200H56V199ZM197 198V199H196ZM32 199V200H31ZM46 199L48 200V199H50L51 200V202H50V200L49 201H47L48 203H46ZM55 199V200H54ZM192 199V200H191ZM7 200V201H6ZM10 202H9V201ZM14 200V201H13ZM20 200V201H19ZM26 200V201H25ZM40 200H43L42 202H44V204L43 203H41V201ZM53 200V201H52ZM16 201H17V203H16ZM19 202V203H18ZM23 204V206H22V204ZM31 202V203H30ZM32 202L35 204H33L32 205ZM50 202V203H49ZM191 202V203H190ZM6 203V204H5ZM9 203H10V205H9ZM26 203V204H25ZM27 203H29V204H27ZM198 203V205H196ZM19 204L21 205V207L22 208H24V209H22V212L24 213L25 211V213L23 214L20 210V206H19ZM50 204V205H51ZM9 205V206H8ZM14 205H17V207L16 206H14ZM56 205V206H55ZM156 205V201L155 200H152V202H151V204H150V206H149V209H150V207H151V209H150V211H149V213L151 214V215H149L148 216V218L147 219H152L153 217H152V214L154 213L153 212V209H152V207L153 206H155ZM29 206L30 207V210L32 211H30V213L27 215V207ZM33 208H32V207ZM55 206V207H54ZM201 208H200V207ZM18 209V213H16V208ZM28 207V208H29ZM45 207V208H46ZM148 207V206H147ZM146 207V208H147ZM193 207V208H192ZM46 209H48V207L46 208ZM25 210V211H24ZM53 210V211H54ZM19 211H20V213H19ZM194 211H192V212H194ZM10 213V214H9ZM34 213V212H33ZM32 213V214H33ZM145 213H148L147 212V209H145V207L144 208H141L140 210H138V211H136V210H134L133 212H130V214H133L132 216H129V215H124L123 217H120V218H117V220H115L114 221V223H113V225H112V227L113 228H120V227H122L123 226V224H125L126 223V221H130L131 222V225H132V227H130V231H131V228L133 229V230H138L139 231V229H140V231L142 230V228L144 227L143 225H141V223H142V220H141V222L140 221H138V222H136L138 219H136L137 217H144V216H146L145 215ZM17 214H21V215H17ZM39 214H42V213H39ZM58 214V213H57ZM125 214H129V212L128 213H125ZM23 215V216H22ZM33 215H35V214H33ZM139 215V216H138ZM19 216V217H18ZM20 216L21 217H23V219L22 218H20ZM26 216H29V219L28 220H30V218L33 220L34 218H35V220L36 221H39L38 223L41 225L40 227H42V228H40V227H37V226H39V225H37L38 223L35 221V220H30L31 222H35L34 224L35 225H37V226H34L30 221H27V220H25L24 221V219H26ZM137 216V217H136ZM133 217H135V218H133ZM20 219L21 220V222L23 223V224H21L19 221L17 222V223H20V224H13V222L16 220V219ZM133 218V219H132ZM1 219V218H0ZM6 219V220H5ZM12 219H15L14 221L12 220ZM18 219V220H19ZM134 219L136 220V221H134ZM144 220L146 219V218H143ZM40 221H41V223H40ZM0 222V223H1ZM27 222H29L30 224H32V226L29 224V223H27ZM37 223V224H36ZM137 223V224H136ZM2 224V223H1ZM13 224V225H12ZM30 225V226H29ZM138 225V226H137ZM13 226H16V227H13ZM23 226V227H22ZM34 226V227H33ZM24 227L25 228H27V230H28V227H30V233H29V235L31 236V237H29V235L26 233V229H24ZM31 227H32V229L33 228H35V227H37V228H39V234L42 236H40L38 233H35L37 230H36V228H35V232L32 230V232H31ZM111 227V228H112ZM14 228L16 229V230H14ZM19 228V229H18ZM22 230H21V229ZM47 228H49V229H47ZM112 228V229H113ZM23 229L25 230V231H23ZM50 233V235H49V233L46 231V230ZM18 230H20V231H23L24 233H26L25 235H28L27 236V238H29L28 240L29 241H31V242H28V241H24L23 240V237L25 236L24 235V233L23 232H21L22 234H20L19 232L20 231H18ZM132 230V231H133ZM3 231V232H4ZM17 232V233H16ZM9 233H11L10 235H9ZM32 233H33V235H32ZM43 233V234H42ZM45 233V234H44ZM49 235V236H53V237H55V239L54 238H48V236H47V234ZM51 233H53L54 235H52ZM136 233V232H135ZM21 235V238H20V236L19 235ZM37 234V235H36ZM16 235H18V237L16 236ZM24 235V236H23ZM45 235L47 236V239L45 238ZM39 236H40V238H42L43 239V242L41 241V239L39 238ZM17 237V238H16ZM32 238H34V239H32ZM40 239L39 241H41V244H42V246L39 244H37V245H35V248L36 249H34V244H36L37 242H39L38 241V239ZM24 239H26L25 237H24ZM49 239V240H48ZM53 240V243L51 244L50 243V240ZM27 240V239H26ZM37 240V242H35ZM51 240V241H52ZM15 243H14V242ZM23 241H24V243L25 242H28L29 243V245H28V243H25V244H27V245H25L24 243H23ZM32 241H34V242H32ZM49 241V242H48ZM18 242V243H17ZM30 243H31V246H30ZM44 243H45V245H44ZM14 244H16V245H18V248L21 250V251H23V252H21V251H18L17 249H16V245H14ZM33 244V245H32ZM57 244H58V246H57ZM55 246L56 248L54 249L53 247V249L55 250H53L52 248H51V246ZM36 246H38V247H36ZM40 246H41V248H40ZM27 247H30L29 249H30V251H27V250H29V249H27ZM46 247H47V250L48 249H51V251H53V252H51V251H47V250H45V251H47V252H45L43 249H46ZM33 251H32V250ZM40 249H42L43 251H40V252H38V250H40ZM36 250H37V252L38 253H36ZM17 251H18V253H19V255H18V253H17ZM35 251V257H33L34 256V254H33V252ZM57 251V252H56ZM30 252V253H29ZM48 252H50L51 253V255L50 254H48ZM56 252V253H55ZM22 254V256L24 257H22L21 256V254ZM32 253V254H31ZM41 253L43 254V255H41ZM47 255H46V254ZM38 254V255H37ZM45 255V256H44ZM38 258H37V257ZM41 256H43V257H45V258H43V257H41ZM51 256V257H50ZM54 257V259H52L53 257ZM49 258V259H48ZM24 259H26V263H25V260ZM28 259H30V260H28ZM32 260V261H31ZM28 261V262H27ZM36 263H35V262ZM47 263H45V264H47ZM54 264V263H53Z\"/></svg>",
  "mask_w": 264,
  "mask_h": 264
}]
</instances>
